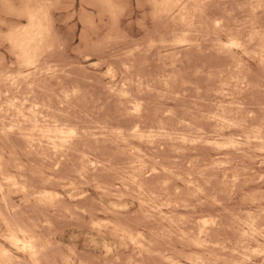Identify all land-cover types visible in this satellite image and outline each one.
Segmentation results:
<instances>
[{
	"label": "bare ground",
	"instance_id": "6f19581e",
	"mask_svg": "<svg viewBox=\"0 0 264 264\" xmlns=\"http://www.w3.org/2000/svg\"><path fill=\"white\" fill-rule=\"evenodd\" d=\"M209 0H150V2H151V4H156V5H159V7H157V8H154L155 9V11H156V13H157V15H158V17H161L162 19L164 18L165 20H166V18L165 17H171L172 15H176V21L178 20V22H180L181 23V26H183V27H192L194 24H195V19H196V17L198 18L199 17V19H201V16H204V14H205V11H206V7H209L210 6V3L209 2H213V1H209ZM226 1V0H225ZM9 2H10V0H9ZM7 0H0V5H1V7L2 8H4V9H6V10H8V11H11V12H13V14H15L16 15V17L18 18V24L16 25V26H14V27H12L11 28V26H10V29H9V31L2 37V40L4 41V43H6V45L8 46V52H9V54H10V61H9V63H6V61H5V63H2V61H0V247H5V248H7V250L8 251H10L12 254H13V256L16 258V264H91V263H89V262H86V261H82L83 260V258H82V260H81V257L80 258H78V256H76V255H79V253L81 252H78V254H77V252L75 253V249L74 248H72L71 246H69V247H71L72 249H73V251H74V253H69L70 255H66V256H63V255H60V254H58V256L57 257H51L50 255H52L53 253H54V251H53V249L54 248H52V243L50 244L49 243V241L48 240H46V237H47V235H48V233L47 234H45V232L46 231H49L50 229L52 230H54V233H55V230L57 229V228H50V225H52L53 227L55 226V224L57 223H55L54 225H53V223L56 221V219H55V221L52 223V224H50V220H52L53 221V219H48V218H50V215H48L49 213H52V215H53V213L54 214H58V216L59 217H61L60 215H59V212H60V210H61V208H62V205L64 204V203H66V202H73L74 203V205H73V207L74 206H76L77 207V209H78V206L80 207L79 208V210H81L80 211V217L84 220V222H86V224H87V226H86V229H85V231L88 233V234H90L91 236H92V240L93 241H102V242H106V241H108L110 238H112L113 240H115V241H121V244L123 243L124 245H125V247H131L133 250H136L137 251V258H138V255H142V254H144V253H147V254H152V256L155 254L158 258H160L161 260H165L166 261V263L167 264H219V258H215V259H212V260H209L208 258L210 257V256H212V258H213V256L214 255H210L209 257H207L206 258V254H208L210 251L212 252L213 250H216V248L215 249H213V250H211V247H213V246H215V241L214 242H212L211 240L212 239H210L211 237H210V234L212 233V232H214V231H211L217 224L216 223H218L219 221H218V219L216 220L215 218H214V220H216V221H218V222H213V221H210V220H212L213 218H210L209 219V221H207V219L208 218H205L206 219V221H204V220H202V218L200 219V220H202V224L201 225H199L198 223V225L195 223V220H197L196 218L194 219V217L193 216H191V217H193V219L194 220H190V219H186V217H183V218H185V220H183L182 222L183 223H181L180 222V216L179 215H177V214H180V212L178 213V211L179 210H181V208L184 210V209H187V211H185L187 214L189 213H194L193 211L194 210H189V208H192V205H194V204H192V201H191V205L188 203V202H186V200L188 199H186V200H180L181 198V196H182V190H181V193H179V194H181V196L179 195V194H177V196L179 197V199H176V198H178V197H176L175 199L177 200H173L172 201V198H173V196L171 197V196H169V197H171V199H169V197L167 198V195H174V194H172L171 193V191L169 190V188H168V184H167V180H164L165 182H163V184L161 185V182H162V180H161V182L159 183L161 186H162V189H161V191L162 190H169V191H167L166 193H168V192H170V194H165V193H161L160 192V194L159 195H157V194H155V193H153V191H152V193H148V192H150V191H146L145 190V186H144V183H146L147 184V182H145V181H150V180H152L153 181V179L155 180L156 178H160L159 176L160 175H162L164 172V174L166 175V174H169V176L170 175H173L174 177H181L182 175L181 174H179L178 173V171H176L175 170V167L173 168H170L168 165H169V163L166 165V166H168L169 168H166V166H164L163 164H161V162H162V160H161V162L160 163H158V165L157 166H154L155 165V162H154V165H152L151 167H148V166H146L145 165V163H147V161H145L144 159H142V157H144L145 155V153H148V152H146V151H148V150H150V151H154V154H155V152H156V155H155V160L157 161V159L158 158H156L157 157V153L158 152H160L161 153V151L162 152H164L165 150V147L163 146V145H165L166 146V143L164 144V142H170V144L171 143H173L172 145H174L175 143H176V146H177V144L178 145H180V144H186V143H191V144H195L196 142H206V143H209V144H212L213 146H217V147H219L220 149H218L217 150V152L216 151H214V152H216V156H222V158H224V157H228V155H229V153H235L236 154V152H239V153H246V151H248V150H251V148L252 147H258V150L260 151V153L262 152V153H264V132L261 130V128H262V126L264 125V122H263V125L261 126V128L260 127H258V126H256V125H258L256 122L258 121V120H262V121H264V118L262 117V118H260V119H258V117L259 116H261V114H262V112L264 113V110L261 108V105H262V103L261 102H259L260 103V105H258L259 103H257L256 101H255V104H257L256 106L259 108H261L262 109V112H261V110L259 109V111L261 112V114L260 115H258V114H255V117H253V118H256V115H257V121L255 122V119H254V123H256V125L255 124H252L253 123V120H252V117L251 118H242V119H239V117H238V115H237V118H235V116H236V114L234 115V117H233V115H232V117H233V120L231 119H226V118H229V115H228V117H226L225 115L223 116V114L222 115H220V113H214L213 115L212 114H210L211 116L210 117H208L207 119L209 120V121H211L212 123H214L216 126H218L220 129L218 130V131H215V132H213V134H214V137L212 136L211 137V135H209V134H207V133H205L204 131L203 132H197L195 135H188V130H191L192 131V129H196V128H192L191 127V123H189L185 118H180L182 115H184L185 113V111L183 112L184 114H180L179 112V114L181 115V116H179V114H177V113H175V114H177V115H175L174 116V110H172L173 112H171V111H169V110H166V108H164V109H161V110H163L162 112L159 110V112H157V113H160V115H159V117H158V120L156 121L155 119H154V121H156V123H154V121H150L151 123H146L144 120H146V119H143V113H144V111H143V109L145 108V107H147L148 106V104H144L143 102H142V96H140V95H143V93H142V91L144 90V86H146V87H151V86H149V84H148V79L147 78H145V76H146V74L147 73H151V72H145V73H143L142 74V70H141V74H138L139 73V71L137 70V68L139 67V66H136L137 65V62H136V65L135 64H133V62L135 63V60H138L137 58L135 59V57H137L136 55L137 54H134V53H136V52H134L133 54H129V55H127L126 56V61L124 60L123 62H121L122 64H120V66L119 67H122V69L120 70L119 69V71H117V69L116 70H114V68H109V66L107 67V68H109V69H107L106 71H105V73L107 72V76L106 77H108V83H107V85H108V87H106L107 88V90L109 91V93L112 95V97H113V95H115V96H117L118 98H119V102H120V104H118V110L120 111L122 108L124 109H122L121 110V113H123L124 112V114L123 115H121V118L122 119H119V120H117V122L116 123H113V122H107V121H105L104 123H100V122H98V121H96V120H93V119H95V118H91V119H87V116H85V114H84V116L85 117H80V116H82V115H78V116H75L74 115V112L76 111H73L72 110V104L75 102V99H77V97H78V95L80 94V89L79 88H74V87H72V86H69V85H66L65 83H63V82H59V83H55L54 82V84L55 85H53V86H51L50 87V85H52L53 84V80H52V78H57L56 80H58L59 81V79H58V75L56 76V75H53V73L57 70V67H56V70H55V66H52L51 65V63H50V65H49V61L51 60L50 58H51V56H52V54L54 53L53 52V50H52V48H53V43H52V41H54V40H52L53 38H52V35L54 34V29H52V27H53V21H52V17H51V13H50V8H52V7H49V6H52V5H48V3H46V2H48V1H44V2H42V1H37V0H19V8L17 7H14L13 8V5L12 4H10ZM102 3L104 2V3H106V1H101ZM215 2H217V0L215 1ZM219 2V1H218ZM251 2V1H250ZM254 2V1H253ZM256 2V1H255ZM258 2V1H257ZM206 3H207V5L208 6H206ZM242 3V2H241ZM240 3V5H243L244 4V2H243V4H241ZM113 4V3H112ZM253 5V4H251V3H248V7L250 6V5ZM103 5V4H102ZM256 5H258V7H262V6H264V1L262 2V3H256ZM216 6V5H215ZM235 6V8H236V6H238L239 7V5H238V3H237V5H234ZM247 6V5H246ZM246 6H242L241 8H247ZM237 7V8H238ZM254 9L256 10V9H258V11H259V8L258 7H256L255 6V4H254ZM16 8V9H15ZM104 8H106V7H104ZM211 8V7H210ZM209 8V9H210ZM227 8V7H226ZM234 8V9H235ZM240 8V7H239ZM253 8V7H252ZM208 9V10H209ZM263 9V8H262ZM107 10H108V8H107ZM218 10V9H217ZM246 10V9H245ZM7 11V12H8ZM112 11V10H111ZM225 10H223L222 12H224ZM240 11H242V10H240ZM253 11V10H252ZM257 11V10H256ZM257 11V12H258ZM261 11V10H260ZM264 11V10H263ZM7 12H5V13H7ZM208 12V11H207ZM211 12V11H210ZM220 12V11H219ZM221 12V13H222ZM235 12H237L238 13V11H235ZM235 12H233V13H235ZM245 12V11H244ZM250 12V13H249ZM10 13V12H9ZM111 13V12H110ZM248 13L249 14H251V11L249 10L248 11ZM12 14V15H13ZM217 14V13H216ZM255 14H257V13H255ZM260 14V13H259ZM7 15H9L8 13H7ZM11 15V14H10ZM206 15V14H205ZM221 15V14H220ZM224 15V14H223ZM223 15H222V19H221V16H220V18L218 17L219 16V14H218V18H213L212 16H211V21H210V18H208L209 19V21H210V23L212 24L211 25V27L214 29V35H211V32H213V31H208L209 32V34L208 35H210V37L208 38V39H204V41H207V43H208V41L210 42V44H211V46H212V41L214 42L215 40H217L218 42H220V44L222 43V40L224 39V38H226L227 39V37L228 38H230L229 39V41H228V43H226V44H223V45H225L224 46V50H226L225 52H232V51H237V52H242V53H248V51H251L250 53H252L253 55H251V56H253V57H251V60H252V58H254V60L256 59L257 60V62L258 63H260V64H262V66L261 67H263V65H264V31H263V29H264V27L262 28L261 26H260V19L258 20L259 21V23H258V21L257 20H253V18H252V23H247V25L246 24H244V23H242L241 21H240V24L238 23V25H236V27H235V29L238 31V35H233L234 33H233V31L232 30H230L229 29V25H230V22H227V23H229V25L227 26L226 25V22L223 20ZM260 15H262V13L260 14ZM260 15H258V17L260 18L261 16ZM234 16V15H233ZM241 16V15H240ZM247 16H249V15H247ZM251 16V15H250ZM263 16L264 15H262V17L261 18H263ZM204 17H209L208 15H206V16H204ZM215 17V16H214ZM232 17V16H231ZM235 17V16H234ZM253 17V16H252ZM257 17V16H256ZM258 17H257V19H258ZM171 18H173L174 19V17H171ZM171 18H168V20L169 19H171ZM248 18H250V17H248ZM16 19V18H15ZM203 19V18H202ZM201 19V20H202ZM207 19V18H206ZM213 19V20H212ZM237 18H235V20H236ZM244 18H242L241 20H243ZM204 20V19H203ZM233 20V19H232ZM238 20V19H237ZM247 20V19H246ZM262 20V19H261ZM3 21V20H2ZM1 21V22H2ZM167 21V20H166ZM197 21H198V19H197ZM200 21V20H199ZM23 22V23H22ZM170 22H172V20H170ZM174 22V21H173ZM203 22V21H202ZM202 22H200V23H202ZM205 22L206 21H204V23H202V24H200V25H203V24H205ZM263 22V21H262ZM167 23H168V21H167ZM199 23V22H198ZM233 23L235 24V21H233ZM2 24V23H1ZM3 24H4V22H3ZM161 24V23H160ZM173 24V23H172ZM178 24V23H177ZM207 24V23H206ZM233 24V25H234ZM262 25H264V22L263 23H261ZM15 25V24H14ZM179 25V24H178ZM199 25V24H198ZM168 26V25H167ZM174 26H175V24H174ZM196 25H194V27H195ZM206 26H208V24L206 25ZM112 27V26H111ZM158 27V26H157ZM177 27V26H176ZM183 27H181L182 29H183ZM199 27V26H198ZM189 28H187V29H189ZM200 28V27H199ZM201 28H204V26L202 27L201 26ZM200 28V29H201ZM233 28H234V26H233ZM194 29V28H193ZM192 28L190 29V30H193ZM195 29H196V27H195ZM195 29L193 30V31H195ZM205 29H207V30H209L210 29V26H209V29L208 28H206L205 27ZM174 30V29H173ZM199 30V29H198ZM197 30V31H198ZM112 31H113V29H112ZM156 31V30H155ZM162 31V30H161ZM180 31V30H179ZM182 31H185V30H182ZM182 31H180V32H182ZM9 32H14L15 33V35L13 36V38H12V42L10 43L9 41H8V39H7V34L9 33ZM149 32V31H148ZM177 32V31H176ZM185 32H187V31H185ZM190 32V31H189ZM229 32H231V33H233V34H231V35H229L228 33ZM113 33H115V31H113ZM179 33V32H178ZM177 33V34H178ZM190 33H192V32H190ZM189 33V34H190ZM194 33V32H193ZM205 33H207L206 32V30H205ZM222 33L224 34V36H222ZM3 33H1V35H2ZM56 34V33H55ZM54 34V35H55ZM176 34V33H175ZM181 34V33H180ZM179 34V35H180ZM195 34V33H194ZM198 34V33H197ZM199 34H204L203 33V31H202V33H201V31H199ZM198 34V36H196V35H194V37L196 36L197 38L200 36ZM108 35V34H107ZM118 35V34H117ZM147 35V34H146ZM145 35V36H146ZM205 35V34H204ZM203 35V38L205 37ZM109 36H111L112 37V35H109ZM108 36V37H109ZM168 36V35H167ZM190 36V35H189ZM188 36V37H189ZM212 36H214L215 37V39L212 37ZM233 36V37H232ZM235 36V37H234ZM119 37V36H118ZM117 37V38H118ZM148 37V36H147ZM153 37V36H152ZM155 37V36H154ZM187 37V38H188ZM211 37L214 39H211ZM55 38V37H54ZM107 39V38H106ZM112 39H114L113 37H112ZM149 39H150V35H149ZM174 39V38H173ZM191 39H193V36H191ZM196 39V38H195ZM195 39H193V40H195ZM210 39V40H209ZM2 40H1V37H0V41L2 42ZM119 40V39H118ZM117 40V41H118ZM131 40V39H130ZM155 40V39H154ZM185 40V39H184ZM187 40V39H186ZM190 40V39H189ZM200 40H201V42L203 41L201 38H200ZM212 40V41H211ZM58 41V40H57ZM56 41V43H58ZM111 41H113V40H110L109 42H111ZM127 41V40H126ZM161 41H164V40H161ZM160 41V42H161ZM165 41H167L166 39H165ZM168 41H171V40H168ZM177 41V40H176ZM181 41V40H180ZM108 42V41H107ZM124 42V41H123ZM138 42V41H137ZM189 42V41H188ZM193 42V41H192ZM233 42H236V43H238L239 45H240V47L239 48H235V47H230V45L233 43ZM55 43V44H56ZM113 43V42H112ZM142 43V42H141ZM157 43H159V40H158V42ZM59 44V43H58ZM114 44V43H113ZM115 44H116V42H115ZM121 44V43H120ZM164 44H166V42L164 43ZM163 44V45H164ZM168 44H170V42L168 43ZM183 44V43H182ZM203 44V42L201 43V45ZM209 44V45H210ZM214 44H216V43H214ZM57 45V44H56ZM55 45V46H56ZM94 45V44H93ZM99 45V44H98ZM97 45V46H98ZM101 45V44H100ZM104 45V44H103ZM130 45V44H129ZM145 45V43L143 44V46ZM150 45V44H149ZM54 46V47H55ZM114 47H115V45H113ZM117 46V45H116ZM139 46H140V44H139ZM138 46V47H139ZM160 46H161V44H160ZM165 46V45H164ZM164 46H163V49H165L166 47V50L167 49H170L171 47H168V46H166L165 48H164ZM171 46V45H170ZM172 46H174V45H172ZM192 46V45H191ZM213 46H215V45H213ZM219 47L220 48V46L219 45H216L215 46V48L216 47ZM2 46H0V48H1ZM58 47V46H57ZM56 47V48H57ZM61 47V46H60ZM91 47V46H90ZM99 47V46H98ZM104 47V46H103ZM135 47V46H134ZM151 47H152V44H151ZM150 46L148 47V48H151ZM177 47H179V46H177ZM190 47V46H189ZM198 47H199V44H198ZM210 47V46H209ZM94 48V47H93ZM97 47H95V50L97 51V52H95V53H91L90 54V52H89V54L87 55V56H85V58H96V59H98V60H101V59H103V61H105V60H110V57L109 56H107V59H105L104 58V56H103V54L100 52V53H98L99 52V49L97 48ZM112 48V47H111ZM188 48V47H187ZM191 48H193V46L191 47ZM203 48V47H202ZM207 48V47H206ZM213 48V47H212ZM55 49V48H54ZM58 49V48H57ZM88 49L90 50V48L88 47ZM113 49V48H112ZM140 49V48H139ZM142 49V48H141ZM189 49V48H188ZM187 49V50H188ZM208 49V48H207ZM209 49H211V48H209ZM56 50V49H55ZM88 50V51H89ZM94 50V51H95ZM131 50V49H130ZM145 50H149V49H145L144 48V52H145ZM204 50V49H203ZM224 50H222V52L224 51ZM6 51V50H5ZM82 51V50H81ZM106 51V50H105ZM118 51V50H117ZM126 51H128V50H126ZM133 51V50H132ZM140 51V50H139ZM142 51H143V49H142ZM184 51H186V48H185V50ZM189 51V50H188ZM63 52V51H62ZM86 52V51H85ZM147 52H149V51H146V53ZM157 52H158V50H157ZM178 52H180V50H178ZM217 52V51H216ZM221 52V51H220ZM24 53H28V54H30L32 57H34L35 58V62H34V66H32V67H28L27 65H25L24 63H23V61L22 60H18L17 59V55L19 54V55H23ZM56 53H58L57 51H56ZM88 53V52H87ZM130 53H131V51H130ZM143 53V52H142ZM151 53V52H150ZM166 53H168V52H166ZM191 53V52H190ZM193 53V52H192ZM195 54H196V52H194ZM234 53V52H233ZM80 54V53H79ZM100 54H102V56H100ZM117 54V53H116ZM119 54V53H118ZM172 54V53H171ZM178 54V53H177ZM176 54V55H177ZM181 54V53H180ZM221 54H223V53H221ZM231 54V53H230ZM249 54V53H248ZM3 58H4V55H2V54H0ZM56 55H58V54H56ZM60 55V54H59ZM82 55H83V53H82ZM107 55V54H106ZM112 55V54H111ZM139 55V54H138ZM141 55V54H140ZM174 56H176L175 54H173ZM197 55V54H196ZM229 55V54H228ZM232 55V54H231ZM230 55V56H231ZM237 55V54H236ZM81 56V55H80ZM144 56V55H143ZM166 56H168V55H166ZM224 56V55H223ZM237 56H240L239 54L237 55ZM237 56H234L233 55V59L234 60H238V59H235L234 57H237ZM61 57H62V55H61ZM101 57V58H100ZM103 57V58H102ZM122 58V56H119V58ZM139 57V56H138ZM198 57V56H197ZM232 57V56H231ZM242 58H243V56H241ZM115 58H116V60L118 59L117 58V56H113L112 55V59H114L115 60ZM161 58H163V57H161ZM171 58V57H170ZM181 58V56L179 57V59ZM187 58V57H186ZM226 58V57H225ZM228 58V57H227ZM230 58V57H229ZM238 58V57H237ZM241 58V59H242ZM249 58V57H248ZM69 59V58H68ZM82 59V58H81ZM105 59V60H104ZM112 59L110 60V62H111V64H112V66H113V63H112ZM140 59H142V56L140 57ZM146 59V58H145ZM199 59V58H198ZM203 59V58H202ZM213 59V58H212ZM240 59V58H239ZM240 59V60H241ZM250 59V58H249ZM55 60H56V58H53V61H54V63H52V64H55L56 65V63H55ZM58 60V59H57ZM56 60V61H57ZM89 60V59H88ZM108 60V61H109ZM113 60V61H114ZM123 60V59H122ZM121 60V61H122ZM147 60V59H146ZM145 60V61H146ZM175 60V59H174ZM228 60V59H227ZM53 61H51V62H53ZM59 61H61V60H59ZM70 61V60H69ZM133 61V62H132ZM197 61V60H196ZM245 61H247L248 62V60L246 59ZM74 62V61H73ZM76 62V61H75ZM142 61H140V63H141ZM177 62V61H176ZM198 62V61H197ZM239 62V61H238ZM77 63H78V61H77ZM99 63V62H98ZM109 63V62H108ZM107 63V64H108ZM139 63V64H140ZM144 63V62H143ZM149 63V65H150V62H148ZM173 63V62H172ZM237 63V62H236ZM62 64V63H61ZM79 64V63H78ZM95 64V63H94ZM103 64V63H102ZM102 64H100L99 63V65L100 66H102ZM195 64V63H194ZM227 65H228V63H226ZM242 64H245V63H242ZM257 64V63H256ZM191 65V64H190ZM206 65V64H205ZM204 65V66H205ZM224 65V64H223ZM223 65H221V67L223 66ZM234 65H236V64H234V62H233V65L231 64V67L233 66L234 67ZM71 66V65H70ZM73 66H75L74 64H73ZM72 66V67H73ZM79 66H80V64H79ZM98 67V64H97V67H98V69L100 68H102V67ZM104 66V65H103ZM137 68H136V67ZM145 66V65H144ZM143 66V67H144ZM151 66H152V64H151ZM156 66H158V65H156ZM160 66V65H159ZM158 66V67H159ZM229 66H230V64H229ZM67 67V66H66ZM76 67V66H75ZM91 67V66H90ZM118 67V68H119ZM141 67V66H140ZM212 67V66H211ZM228 67V66H227ZM244 66H242V68H243ZM85 67L83 66V69H81V70H85L84 69ZM117 68V67H116ZM161 68V67H160ZM171 68H173V67H171ZM199 68V67H198ZM202 68V67H201ZM200 68V69H201ZM224 68V67H223ZM221 69V71L222 72H224V74L223 75H225V72H226V70H224V69ZM239 68H241V67H239ZM248 68H249V66H248ZM259 68V67H258ZM257 68V69H258ZM65 68H63V70H64ZM71 69V68H70ZM95 69V68H94ZM145 69V68H144ZM147 69H148V67H147ZM155 69L156 68H154V71H155ZM159 69V68H158ZM178 69V68H177ZM180 69V68H179ZM178 69V70H179ZM184 69V68H183ZM199 69V70H200ZM204 69V68H203ZM203 69H202V71H203ZM209 69H211V68H209ZM209 69H208V71H209ZM218 69V68H217ZM229 69V68H228ZM228 69H227V71H228ZM233 69V68H232ZM235 69V68H234ZM262 69V68H261ZM66 70V69H65ZM73 70V69H72ZM150 70V69H149ZM159 70H161V69H159ZM163 70V69H162ZM212 70H213V67H212ZM211 70V71H212ZM224 70V71H223ZM237 70V69H236ZM239 70H241V69H239ZM245 70V69H244ZM259 70H260V68H259ZM263 70V69H262ZM262 70H260V71H262ZM71 71V70H70ZM75 71V70H74ZM78 71V70H77ZM137 71H138V73H137ZM172 71V70H171ZM214 71V70H213ZM218 71H219V69H218ZM221 71H219V72H221ZM230 71H233V70H230L229 69V72ZM260 71H259V73H260ZM65 72V71H64ZM204 72H205V70H204ZM203 72V73H204ZM221 72V73H222ZM234 72H236V71H234ZM238 72V71H237ZM243 72H246V71H243ZM69 73V72H68ZM71 73V72H70ZM165 73V72H164ZM169 73H171V72H169ZM184 73V72H183ZM182 73V74H183ZM214 73V72H213ZM212 73V74H213ZM216 73V72H215ZM214 73V74H215ZM218 73V72H217ZM221 73H218L217 74V78H218V75L219 74H221ZM231 73V72H230ZM73 74V73H72ZM84 74V73H83ZM95 74V73H94ZM98 74V73H97ZM144 74H145V76H144ZM154 74V73H153ZM165 74H167V73H165ZM173 74V72L170 74L171 76H173L172 75ZM176 74V73H175ZM187 74V73H186ZM186 74H185V76H186ZM227 74V76L229 75V73H226ZM232 74H233V72H232ZM231 74V75H232ZM242 75H243V73H241ZM247 74H248V72H247ZM246 73H245V76L247 75ZM258 74V73H257ZM61 75V74H60ZM102 75V74H101ZM104 75H106V74H104ZM193 74H191V76H192ZM211 75V74H210ZM210 75H207V77L208 76H210ZM230 75V76H231ZM236 75H237V73H236ZM256 75V74H255ZM56 76V77H55ZM69 76V75H68ZM74 76V75H73ZM78 76V75H77ZM95 76H97V75H95ZM168 77V75H163V77ZM175 76L176 75H174L173 77H174V79H175ZM214 76V75H213ZM61 76H59V78H60ZM65 77V76H64ZM64 77H62V78H64ZM81 78L83 77V76H80ZM98 77V76H97ZM160 76L158 75L157 76V78H155L154 80H155V82H157L158 80H161V78L160 79H158ZM161 77H162V75H161ZM173 77L171 78V80L169 81L170 82V85H173V84H171V82L173 81L172 79H173ZM206 76H204V78H205ZM216 77V76H215ZM215 77H213V78H215ZM221 77V76H220ZM225 77V76H224ZM224 77H222V78H224ZM231 77H233V76H231ZM230 77V78H231ZM259 77V76H258ZM51 78V80H50V82L52 83H49V86L48 85H46L45 86V82L47 81H49V79ZM69 78V77H68ZM77 78V77H76ZM83 78H86V77H83ZM149 78H151V77H149ZM168 78H170V77H168ZM176 78H177V76H176ZM208 78H212V77H208ZM212 78V79H213ZM216 78V79H217ZM221 78V79H222ZM246 78V77H245ZM249 77L247 76V78L246 79H248ZM48 79V80H47ZM66 79V78H65ZM71 79V78H70ZM88 78H86L85 80H87ZM101 79V78H100ZM153 79V78H152ZM151 79V80H152ZM156 79H158L157 81H156ZM179 79V78H178ZM177 79V80H178ZM206 79V78H205ZM233 79H235V77H233L232 78V80ZM166 80V79H165ZM223 80V82H224V79H222ZM226 80V79H225ZM249 81L251 80V79H248ZM258 80V79H257ZM62 81H65V80H62ZM66 81L68 82L69 80H67L66 79ZM71 81V80H70ZM90 81V80H89ZM101 81V80H100ZM168 81V80H167ZM174 81H176V80H174ZM174 81H173V83H174ZM191 82H192V80H190ZM217 81V83H220L219 81H218V79L216 80ZM227 81V80H226ZM249 81H246V80H244V78H241L240 77V79H236L234 82H232L231 84L233 85V87L235 86V87H237V90H239L238 92L240 93L241 91L240 90H246L245 88L248 86L249 87V85L248 84H254V82H250V83H247V82H249ZM261 81V80H260ZM154 82V81H153ZM159 82V81H158ZM157 82V83H158ZM161 82L164 84V82L161 80ZM166 82V81H165ZM177 82V81H176ZM199 82V81H198ZM198 82H197V84H198ZM204 82V81H203ZM210 82L212 83L213 81H211V79H210ZM222 82V81H221ZM259 82V81H258ZM72 83V82H71ZM88 83V82H87ZM93 83V82H92ZM101 83V82H100ZM149 83H152L151 81H149ZM160 83V82H159ZM162 83H161V85H162ZM216 83V82H215ZM260 83V82H259ZM70 84V83H69ZM75 84H77V82L75 83V81H74V85ZM89 84V83H88ZM95 84V83H94ZM229 84H230V82H229ZM252 84V85H253ZM71 85H73V84H71ZM85 85H86V83H85ZM92 85V84H91ZM104 85V84H103ZM106 85V86H107ZM169 85V84H168ZM201 85V84H200ZM203 85V84H202ZM216 85V84H215ZM77 86H78V84H77ZM154 86V85H153ZM152 86V87H153ZM163 86V85H162ZM217 86H218V84H217ZM216 86V87H217ZM220 86H222V85H220ZM227 86V85H226ZM230 86V89H232L231 88V85H229ZM251 86V85H250ZM254 86V85H253ZM256 86V85H255ZM79 87V86H78ZM84 88H85V86H83ZM90 87V86H89ZM96 87V86H95ZM151 87V88H152ZM159 87H160V85H159ZM172 87V86H171ZM179 87H180V85H179ZM210 87V86H209ZM213 87H215L214 85H213ZM216 87L215 88H213V89H215V91H216ZM223 87V86H222ZM257 87H259L258 85H257ZM257 87H255V88H257ZM261 87V86H260ZM91 88V87H90ZM89 88V89H90ZM186 88V87H185ZM220 88V87H219ZM224 88V87H223ZM87 89V88H86ZM138 90L139 91V93H140V95L138 94V96L135 94V91L133 92V90ZM170 89V88H169ZM212 89V88H211ZM217 89H218V87H217ZM253 89V88H252ZM259 89H261V88H259ZM150 90V89H149ZM154 90V89H153ZM165 92L166 93H169L168 92V90L166 89V86H165ZM209 90V89H208ZM220 89H218L217 91H219ZM227 90V89H226ZM235 90H236V88H235ZM236 90V91H237ZM248 90H250V87H249V89H247V91ZM256 90V89H255ZM88 91V90H87ZM92 91H94V90H92ZM152 91V90H151ZM163 91V90H162ZM189 91V90H188ZM216 91V92H217ZM228 91H230V90H228ZM232 91H233V89H232ZM96 92V91H95ZM107 92V91H106ZM161 92V91H160ZM173 93L174 92V94H175V91H170V93ZM205 92V91H204ZM245 91H243V93H244ZM251 92V91H250ZM253 92H255V91H253ZM260 92H261V90H260ZM260 92H257V94L259 93L260 94ZM90 93H92V92H90ZM212 93V92H211ZM218 93V92H217ZM220 93V92H219ZM231 93H233V92H231ZM93 94V93H92ZM95 94V93H94ZM98 94V93H97ZM108 94V93H107ZM135 94V95H134ZM161 94H162V92H161ZM234 94L235 95H237V93H233V96H234ZM251 94V93H250ZM100 95V94H99ZM103 95V94H102ZM145 95V94H144ZM176 95V94H175ZM179 95H180V93H179ZM212 95H213V93H212ZM216 95V94H215ZM215 95H213V96H215ZM224 95V94H223ZM227 95V94H226ZM225 95V96H226ZM230 95H232V94H230ZM240 95H242V94H240ZM239 95V96H240ZM244 95L246 96V94L244 93ZM253 95H254V93H253ZM114 96V97H115ZM165 96V95H164ZM192 96V95H191ZM212 96V97H213ZM225 96H224V98H225ZM256 97H257V95H255ZM259 96V95H258ZM99 97V96H98ZM142 99H141V98ZM174 97V96H173ZM190 97V96H189ZM188 97V98H189ZM218 97V96H217ZM237 96H234L233 97V99L234 98H236ZM243 96H241V97H238L239 98V100H240V98H242ZM261 97V96H260ZM82 98V97H81ZM164 98V97H163ZM219 98V100L221 101V100H223V99H220V96L218 97ZM223 98V97H222ZM248 99H249V96L247 97ZM253 98V97H252ZM92 99V98H91ZM99 99V98H98ZM167 99V98H166ZM170 99V98H169ZM175 99V98H174ZM177 99V98H176ZM187 99V98H186ZM202 99H204V98H202ZM227 99V98H226ZM243 99V98H242ZM255 100L256 99H258V98H254ZM106 100V99H105ZM151 100L152 101H154L152 98H151ZM181 100V99H180ZM215 100V99H214ZM217 100V99H216ZM227 100H230V99H227ZM244 100H245V98H244ZM264 100V99H263ZM83 102H84V100H82ZM98 101V100H97ZM101 101V100H100ZM147 101V100H146ZM149 101V100H148ZM166 101H168V100H166ZM166 101H165V103H166ZM170 101H171V99H170ZM173 101H175V100H173ZM172 101V102H173ZM182 101V100H181ZM197 101V100H196ZM209 101V100H208ZM212 101V100H211ZM238 100H236L235 102H237ZM248 101V100H247ZM250 101H251V99H250ZM258 101V100H257ZM88 102V101H87ZM86 102V103H87ZM102 102V101H101ZM114 102H116V99L114 100ZM145 102V101H144ZM151 102V101H150ZM163 102V101H162ZM191 102V101H190ZM210 102V101H209ZM213 102H215V101H213ZM224 102V101H223ZM223 102H222V104H223ZM232 102H233V100H232ZM239 102V101H238ZM246 102V100L243 102V104ZM96 103V102H95ZM94 103V104H95ZM103 103H104V101H103ZM103 103H102V105H103ZM148 103V102H147ZM153 103V102H152ZM160 103V102H159ZM164 103V104H165ZM200 103V102H199ZM199 103H197V104H199ZM219 103V102H218ZM226 103V102H225ZM228 103H230L229 101H228ZM263 103H264V101H263ZM78 104V103H77ZM76 104V105H77ZM88 104H89V102H88ZM115 104V103H114ZM163 104V103H162ZM188 104V103H187ZM213 104V103H212ZM214 104H216V103H214ZM220 104V103H219ZM218 104V105H219ZM233 104H236V103H232V105ZM248 104V106H253L254 107V105H249V103H247ZM251 104V103H250ZM252 104H253V102H252ZM75 105V106H76ZM105 105H106V103H105ZM119 105H120V107H119ZM144 105H147V106H144ZM161 105V104H160ZM189 105V104H188ZM201 105V104H200ZM199 105V106H200ZM217 105V106H218ZM238 105H241V104H239L238 103ZM245 105L246 104H244V107H245ZM85 106H86V104H85ZM89 106V105H88ZM96 106V105H95ZM104 106V105H103ZM175 106V105H174ZM178 106V105H177ZM183 106H185V105H183ZM190 106V105H189ZM208 106H209V104H208ZM214 106V105H213ZM223 106V105H222ZM234 106V105H233ZM236 106V105H235ZM241 106H243V105H241ZM263 106H264V104H263ZM83 107V106H82ZM107 107H109V106H107ZM116 107V106H115ZM200 107H203V106H200ZM199 107V108H200ZM205 107V106H204ZM207 107V106H206ZM205 107V108H206ZM228 107V106H227ZM252 107V108H253ZM73 108H75V107H73ZM77 108V107H76ZM95 108V107H94ZM100 108V107H99ZM152 108V107H151ZM181 108V107H180ZM188 108V107H187ZM198 108V109H199ZM219 108H221V110H219V112H221L222 111V109H223V107H219ZM246 108V107H245ZM250 108V107H249ZM255 108V107H254ZM116 109H117V107H116ZM153 109H155V108H153ZM170 109H174V108H170ZM177 109V108H176ZM203 109V108H202ZM209 109V108H208ZM215 109V108H214ZM227 109V108H226ZM232 109V108H231ZM234 109H235V107H234ZM238 109H240V108H237V110ZM242 109V108H241ZM240 109V112L242 111L243 112V110H244V108H243V110H241ZM247 109H248V107H247ZM246 109V111H250V109L249 110H247ZM84 110V109H83ZM146 110H148V108L146 109ZM186 110V109H185ZM199 110H201V109H199ZM198 110V111H199ZM216 110V109H215ZM228 110V109H227ZM227 110H226V112H227ZM229 110H230V108H229ZM233 111L234 113L235 112H238V111ZM257 109H255L254 111H256ZM87 111V110H86ZM96 111V110H95ZM123 111V112H122ZM142 111H143V113H142ZM177 111H178V109H177ZM176 111V112H177ZM182 111V110H181ZM209 111V110H208ZM230 111H232V110H230ZM229 111V112H230ZM245 111V110H244ZM245 111V112H246ZM253 111V110H252ZM252 111H250L249 113L251 114V112ZM258 110L256 111V112H259ZM80 112H82L81 110H80ZM108 112V111H107ZM147 112V111H146ZM149 112H150V110H149ZM210 113H211V110L209 111ZM224 112V111H223ZM244 112V113H245ZM256 112H253V113H256ZM109 113V112H108ZM120 113V114H121ZM148 113V112H147ZM197 113V112H196ZM195 113V114H196ZM239 113V112H238ZM237 113V114H238ZM145 115H146V113H144ZM198 114V113H197ZM227 114H229V113H227ZM226 114V115H227ZM232 114V113H231ZM231 114H230V116H231ZM248 113L246 112L245 113V115L244 114H242V115H244L245 117H246V115H247ZM249 114V115H250ZM87 115V114H86ZM97 115H98V113H97ZM110 115H111V113H110ZM148 115V114H147ZM146 115V116H147ZM239 115H241V113H239ZM241 115V116H242ZM263 116H264V114H262ZM99 116V115H98ZM119 116V115H118ZM152 116V115H151ZM151 116H150V114H149V117H150V119H152L151 118ZM179 116V117H178ZM186 116H188V115H186ZM185 116V117H186ZM208 116V115H207ZM243 116V117H244ZM248 116V115H247ZM153 117H154V115H153ZM156 117H157V114H156ZM178 117V118H177ZM182 117H184V116H182ZM200 117H202V116H200ZM199 117V118H200ZM226 117V118H225ZM249 117V116H248ZM112 118V117H111ZM155 118V117H154ZM180 118V119H179ZM188 118H189V116H188ZM203 118V117H202ZM106 119V118H105ZM109 119V118H108ZM149 118H147V120H148ZM149 119V120H150ZM197 119H198V115H197ZM100 120V119H99ZM102 120H104V119H101L100 121L101 122H103ZM108 121H111V120H108ZM203 121V120H202ZM207 121V120H206ZM252 121V122H251ZM261 121V122H262ZM194 122V121H193ZM200 123H201V121H199ZM204 122V121H203ZM260 122V121H259ZM202 124V123H201ZM201 124H200V127H201ZM255 125V126H254ZM203 126V125H202ZM209 126V125H208ZM207 125H206V127H208ZM260 126V125H259ZM194 127H195V125H194ZM198 128V127H197ZM210 128V127H209ZM224 128L226 129V128H228L229 130H231V131H229L230 133H233V132H235L234 134H237V133H240V134H237V136H238V140L237 141H233V139L232 140H229V141H226L225 143H223V145L220 147V146H218V142H216V141H214L215 139V135H216V137H223V135H224V133H223V130H224ZM201 129V128H200ZM264 129V128H263ZM199 130V129H198ZM205 130V129H204ZM227 130V129H226ZM69 131H72V132H75V135L74 136H71V137H69V136H67L66 135V133L67 132H69ZM190 131V132H191ZM194 131V130H193ZM192 131V132H193ZM209 131V130H208ZM227 131V132H228ZM228 132V133H229ZM212 133V132H211ZM192 136V137H191ZM237 136L234 138V139H237ZM225 137V136H224ZM93 139L94 141H100V140H112V142L114 141V142H116L117 144L116 145H118L119 147H120V149L122 148L123 149V154L125 155V157L126 158H124V156H122L121 158L123 159V161H124V159L126 160L125 162L126 163H124V165H122L123 164V162L122 163H119V164H121L119 167H117L116 169H114V174H112V176H111V178H109V179H111L108 183H105V182H101V181H99L98 180V178L96 179V173L99 171V170H101L103 167L105 168L106 167V165H107V163H109L110 162V164L111 165H113L114 164V162H111V161H109L108 162V159L105 161V160H103L104 158H100L99 156L100 155H97L96 153H95V151H99V149L98 150H94V151H92V150H90V148L89 149H87L88 148V146H87V148L85 147V148H81L80 147V145H81V142L83 141V140H86V139ZM227 138V137H226ZM232 138V137H231ZM13 140H15L16 142H19V143H21V144H23L24 145V147L22 148V146H21V148L20 147H16L17 146V144L16 145H14L13 144ZM90 141V140H89ZM92 141V140H91ZM219 141V140H218ZM220 141H224L223 139L222 140H220ZM87 142H88V140H87ZM108 142V141H107ZM83 143H85V141H83ZM90 143V142H89ZM94 144H95V146H96V143L95 142H93ZM99 143V142H98ZM105 142H103V144H104ZM222 143V142H221ZM88 144V143H87ZM94 144H92V146L94 145ZM100 144V143H99ZM106 144V143H105ZM104 144V145H105ZM109 144H111V143H109L108 142V145ZM113 145H114V143H112ZM168 144V143H167ZM200 144H202V143H200ZM204 144V143H203ZM19 145V144H18ZM79 145V146H78ZM107 145V146H108ZM113 145H110V146H113ZM141 145H143V148L145 149V147H146V151H145V153H144V151H143V149H142V147H141ZM145 145V146H144ZM205 145V144H204ZM203 145V146H204ZM94 146V147H95ZM99 145H97V147H98ZM101 146V145H100ZM99 146V147H100ZM106 146V145H105ZM109 146V147H110ZM183 146V145H182ZM191 146H193V145H191ZM209 146V145H208ZM79 147V148H78ZM94 147H92V148H94ZM119 147H117V148H119ZM151 149H150V148ZM172 147V146H171ZM170 147V148H171ZM174 147V146H173ZM183 147H186V146H183ZM194 147V146H193ZM197 146L195 145V147L194 148H196ZM205 147H207V145L205 146ZM91 148V149H92ZM112 148V147H111ZM114 148H116V147H114ZM113 148V149H114ZM149 148V149H148ZM164 148V149H163ZM169 148V147H168ZM176 148V147H175ZM179 148V147H178ZM189 148V146L188 147H186V149H188ZM105 149V148H104ZM113 149L111 150V151H113ZM197 149H198V147H197ZM103 150V149H102ZM109 150V152H110V149H108ZM117 150V149H116ZM164 150V151H163ZM168 149H166V151H167ZM171 150V149H170ZM176 150V149H175ZM178 150V149H177ZM181 150V149H180ZM188 150H190V149H188ZM187 150V151H188ZM195 150V149H194ZM199 150V149H198ZM198 150H196V151H198ZM207 150H208V147H207ZM165 151V152H166ZM179 151V150H178ZM183 151V150H182ZM193 151V150H192ZM209 151L211 152L212 150H210V148H209ZM212 151V152H213ZM119 152V151H118ZM117 152V153H118ZM172 152V151H171ZM170 152V153H171ZM175 152V151H174ZM195 152V151H194ZM202 152V151H201ZM213 152V153H214ZM144 153V154H143ZM153 153V152H152ZM152 153H150L149 155H151ZM173 153V152H172ZM183 154H184V152H182ZM188 153V152H187ZM190 153V152H189ZM196 153V152H195ZM194 153V154H195ZM199 153H200V151H199ZM198 153V154H199ZM251 153V152H250ZM262 153L259 155V156H261L262 155ZM114 154H115V152H114ZM154 154H152V155H154ZM162 154V153H161ZM168 154V153H167ZM176 154H178V152L176 153ZM179 154H180V152H179ZM192 154V153H191ZM197 154V153H196ZM197 154V158H199V156L200 155H198ZM202 154V153H201ZM215 154V153H214ZM230 154V155H231ZM234 154V155H235ZM238 154V153H237ZM249 154V153H248ZM252 154V153H251ZM254 154H256V153H254ZM109 155V154H108ZM148 155V154H147ZM151 155V156H152ZM159 155V154H158ZM163 155V154H162ZM172 155V154H171ZM181 155V154H180ZM185 155V154H184ZM229 155V156H230ZM233 154L231 155V156H234ZM239 155V154H238ZM236 156L237 158L239 157V156H243L244 157V155H246V154H244V155H239V156ZM102 156V155H101ZM111 156H112V154H111ZM119 156H121V154L119 155ZM117 157V158H120V157ZM150 156V157H151ZM175 156V155H174ZM195 156V155H194ZM224 156V157H223ZM230 156V157H231ZM234 156V158H231V159H235L236 157ZM247 156V155H246ZM251 156V155H250ZM250 156H248V157H250ZM253 156V155H252ZM255 156V155H254ZM253 156V157H254ZM104 157H106V156H104ZM149 157V156H148ZM159 157V156H158ZM160 157H161V155H160ZM165 157V156H164ZM177 157H179V155H177ZM191 157V156H190ZM190 157H188V158H190ZM192 157H193V155H192ZM192 157H191V159H192ZM208 157V156H207ZM206 157V158H207ZM248 157H244V159L246 158V160H247V158ZM71 158H73L72 160H76V162L75 163H77V165L76 164H74V165H71L70 167H69V165H70V161H72L71 160ZM154 158V157H153ZM161 158H163V157H161ZM160 158V159H161ZM174 158V157H173ZM180 158V157H179ZM195 158H196V156H195ZM203 158V157H202ZM251 158V157H250ZM33 159H37L40 163H41V167H37V169H34V167L32 166V165H30V163L32 162V160ZM106 159V158H105ZM112 159V158H111ZM143 161H142V160ZM205 159V158H204ZM204 159H202L201 161H204ZM226 159V158H225ZM240 159V157L238 158V161H240L239 160ZM255 159V158H254ZM257 160H259V163H261L262 161L260 160V159H258V158H256ZM110 160V159H109ZM114 160V159H113ZM148 160V159H147ZM170 160H172V159H170ZM182 160V159H181ZM181 160H179V162L181 163L182 162V164H184L186 161L185 160H183V161H181ZM207 160L209 161V157L207 158ZM257 160H256V162H257ZM122 161V160H121ZM149 161V160H148ZM151 161V160H150ZM185 161V162H184ZM197 160H195V164H198L199 166L201 165V164H203V162H201V161H197V162H199V163H197L196 162ZM206 161V160H205ZM208 161H206L207 162V164H208ZM218 161V160H217ZM216 161V162H217ZM234 161V163L236 164H238V161L237 162H235V160H233ZM242 161H243V158H242ZM251 161L253 162V164H252V166L250 165V164H248V166H250V167H248L249 169H250V171H251V169H254V161H253V159H251ZM117 162V161H116ZM151 162H153V160L151 161ZM164 162V161H163ZM167 161L165 160V163H166ZM173 162V161H172ZM179 162L177 163V164H179ZM184 162V163H183ZM191 162V161H190ZM210 162H212V161H209V164H210V166H211V163ZM220 161H218V163H219ZM247 162V161H246ZM249 162V161H248ZM247 162V163H248ZM38 163V162H37ZM40 163L38 164V165H40ZM73 163V162H72ZM171 163V162H170ZM174 163V162H173ZM175 163V164H176ZM188 163V162H187ZM205 163V162H204ZM215 163V162H214ZM222 163L224 164V167L222 166V168L220 167L222 164H221V162H220V168L222 169V173H224L225 174V172H226V170H230L231 171V169H227L226 167H225V164H226V166H227V164H229L230 163V158L229 159H226V160H224V161H222ZM232 163V162H231ZM240 163H242L241 161L239 162V165H240ZM245 163V162H244ZM244 163L242 164V166H247V163H245L246 165H244ZM249 163H251V162H249ZM259 163H257V164H259ZM33 164V163H32ZM109 164V165H110ZM153 164V163H152ZM181 164V165H182ZM189 164V168H192V167H190L192 164H193V161H192V163H188ZM187 164V165H188ZM262 164H264V160H263V163ZM34 165V164H33ZM151 165V164H150ZM149 165V166H150ZM186 165V166H187ZM35 166H37L36 164H35ZM170 166H171V164H170ZM174 166V165H173ZM184 165H182V167H183ZM203 166V165H202ZM206 167L208 166V165H205ZM204 166V168H206ZM215 166V168L214 169H210V167L208 166V168L211 170V171H214L215 169H216V164L214 165ZM232 166V165H231ZM235 166H237V165H235ZM234 166V167H235ZM261 165H259V167H260ZM110 167V166H109ZM115 167V166H114ZM197 167V166H196ZM218 167V166H217ZM229 167V166H228ZM233 166H232V170H234L235 168H234ZM259 167H257V168H259ZM176 168H177V166H176ZM180 169H182L181 167H179ZM179 168H177V169H179ZM185 168V167H184ZM203 168V169H204ZM220 168H217V170H215V172H218L217 174L215 173V175H218L219 173H220ZM238 169H240L239 168V166L237 167ZM106 169V168H105ZM104 169V170H105ZM187 169H188V166L186 167V170L185 171H187ZM193 170H194V168H192ZM199 169V168H198ZM197 169V170H198ZM200 169H201V167H200ZM238 169H237V172H238ZM241 169H242V167H241ZM241 169L239 170V171H241ZM244 169H245V167H244ZM248 169V170H249ZM205 170V169H204ZM206 170H207V174L209 173V172H211V171H209L208 172V169L206 168ZM206 170L204 171V172H206ZM218 170H220V171H218ZM245 170H247V168L245 169ZM247 170V171H248ZM258 170V169H257ZM261 170V169H260ZM259 170V171H260ZM183 172H184V169L182 170ZM181 171V172H182ZM200 171H202V169L200 170ZM199 171V172H200ZM235 171V170H234ZM250 171L248 172V173H250ZM255 171V169L253 170V172ZM262 171V170H261ZM260 171V172H261ZM166 172H168V173H166ZM180 172V171H179ZM199 172H197L198 174H199ZM204 172H201V173H204ZM246 172V171H245ZM245 172H243V173H245ZM253 172L252 173H250V177L249 178H251L252 176H251V174L253 175ZM103 173V172H102ZM105 173V172H104ZM185 173H187V172H185ZM188 173L189 174H187V176L186 177H183L182 176V178H180V180L183 182V183H185L186 185H188V186H190L191 188H193L196 192H201V193H204L203 192V190H201V187H203L204 185H206V184H203V181L201 182L202 184H203V186L201 185V187H200V185L198 184V176H192V174H190V170L188 171ZM228 173V172H227ZM230 173V172H229ZM238 173H240V172H238ZM263 173V175H264V172H262ZM100 173L98 172V175H99ZM108 174V173H107ZM110 174V175H111ZM164 174H163V176L162 177H164ZM196 174V173H195ZM206 173L205 174H201V175H207ZM213 174H214V172H213ZM258 173H256V175H257ZM261 174V173H260ZM102 175V174H101ZM104 175V174H103ZM181 175V176H180ZM208 175H210V174H208ZM214 175V176H215ZM222 175V174H221ZM233 175V174H232ZM239 175H243V174H239ZM256 175L254 176L255 177V179H256ZM262 175V174H261ZM105 176H107V175H105ZM108 176H109V174H108ZM224 176V175H223ZM247 176H248V174H247ZM260 176V175H259ZM101 178H100V180L102 179V176H100ZM110 177V176H109ZM161 177V178H162ZM205 177V176H204ZM207 177H209V176H207ZM206 177V178H207ZM212 177V176H211ZM217 177V176H216ZM226 177V176H225ZM242 176H240V178H241ZM261 177V176H260ZM104 178V177H103ZM160 178V179H161ZM178 178V179H179ZM227 178V177H226ZM237 178H239V177H233V179L231 180V183H232V187L233 186H235V188L236 187H238L239 186V184H237ZM253 178V177H252ZM252 178H251V182H252ZM157 179V180H158ZM165 179H166V176H165ZM172 179H173V177H172ZM203 179V178H202ZM201 178H200V180H202ZM209 179V178H208ZM220 179H223V181H225L224 180V178H220ZM244 178H242V180H243ZM104 180V179H103ZM106 180V179H105ZM157 180H155V182L157 181ZM170 180V179H169ZM228 180H230V178H228ZM151 181V182H152ZM172 181V180H171ZM173 181H174V179H173ZM209 181V180H208ZM240 181V180H239ZM238 181V182H239ZM255 181H262L261 179L259 180V177H258V180H254L253 182H255ZM157 182H159V180L157 181ZM211 182V181H210ZM245 182H246V180H245ZM245 182H243V183H245ZM249 182H250V179H249ZM248 182V183H249ZM257 182V183H258ZM263 182V181H262ZM262 182H261V184L260 185H262ZM89 183H91L90 185H92L93 187H95V189H97L96 190V192H99L98 190H100L101 191V193L104 195V197H105V195L106 196H108V195H112V194H116L117 193V191H119V190H121L120 192H122L123 190H122V188H124V190H125V188H128V189H132V190H134V192H135V194H131V195H136L137 194V197H134V198H137L138 200H139V203H140V205H138V206H140V208L141 207H145L146 209H145V211H147L148 213H151L150 215H148V213H147V215H148V217L150 218V217H152V220L151 221H153L154 219H155V217L157 218V216H159L160 217V220L162 221L163 220V222L165 221V223H168L170 226L172 225V227H173V225H174V227H175V231H177L176 233L177 234H175L174 232H172L173 230H171L170 229V227L169 228H167V226H169L168 224H167V226H165L162 222V224H163V227L165 226L166 227V229L168 230V229H170L171 230V232H172V234L174 233V236L177 238L178 237V239H180L181 241H183L184 242V240H189L190 239V241H192L191 243H187V245L186 244H184L183 242L182 243H180V245L182 244V245H185L187 248H188V250L191 252H189L190 254H192L193 253V255L192 256H190V255H188V257H187V255L185 256L184 255V257H187V258H185V259H183L182 258V254L180 253L181 251L179 250V249H177V252H179L180 254V256L178 257L177 256V254L178 253H174L173 254V252H174V250H176L175 249V247H174V249H173V251H172V254H171V252H170V250H172L171 248H169V247H171V246H169L168 244H170L169 243V241L171 240V242L174 240H172V238H171V236H170V240L169 241H166V240H164V239H166V237L164 238V236L165 235H163V232L166 234L168 231H170V230H168V231H165V227H164V230L162 231V235H161V237L162 238H164L163 240L164 241H166L168 244H166L167 245V247H168V249H167V247L165 246V248L166 249H164L163 250V248H161V247H159V250L161 249V251H159V250H155V249H153L152 248V250L149 248L150 246V243H151V241L150 240H148L147 239V235L148 236H150L151 235V237L153 236V235H155L154 233L153 234H149V232H151L150 231V228H152V225L149 227L148 226V223L147 224H143L142 223V225H139V226H130V227H132V228H129L128 226L126 227L125 225H129V224H126L125 223V225L123 226L122 225V223H120L119 221H117L116 220V217L118 216V215H122L121 213H120V210L119 209H123V207H122V205H121V201H125V200H122L121 199V201H120V204H119V202H118V204H116V203H114V204H110V206H112V208H99V209H94L93 211H90V210H92V209H90V208H88V206L86 207V209H90V210H86V209H84V207L82 206L83 204H85V197H86V187H87V185L89 184ZM169 183V182H168ZM206 183H208V182H206ZM214 182H212L211 184H213ZM224 183V182H223ZM225 183H226V181H225ZM224 183V184H225ZM236 183V184H235ZM247 182H246V184H248ZM87 184V185H86ZM149 185L151 184V183H148ZM170 184V183H169ZM175 185H176V183H174ZM210 184V183H209ZM227 184V183H226ZM225 184V185H226ZM240 184H241V182H240ZM250 184V183H249ZM248 184V185H249ZM253 184V183H252ZM256 184V183H255ZM86 185V186H85ZM216 185V184H215ZM220 185V184H219ZM238 185V186H237ZM251 185V184H250ZM154 186V185H153ZM177 186V185H176ZM183 186H185L184 184H183ZM223 186V185H222ZM242 185H240L239 187H241ZM243 186H247V185H243ZM85 187V188H84ZM148 187V186H147ZM158 187H160V186H158ZM158 187L155 189L154 187H152V188H154V191H158ZM170 187H172L171 185H170ZM174 187V186H173ZM172 187V188H173ZM206 187V186H205ZM204 187V188H205ZM208 187V186H207ZM149 188H151V187H149ZM161 188V187H160ZM168 188V189H167ZM234 188V189H235ZM176 190L178 189L177 187L175 188ZM182 189V188H181ZM216 189V188H215ZM233 188H231L230 190H232ZM247 189V188H246ZM255 188H253V190H254ZM94 190V189H93ZM127 190V189H126ZM148 190H151V189H148ZM212 190V189H211ZM222 190V189H221ZM238 190H239V188H238ZM238 190H236L235 189V192H233L234 194L236 193L237 194V192L236 191H238ZM242 190V189H241ZM250 190H252V188L250 189ZM160 191V190H159ZM158 191V192H159ZM183 191H184V195L188 192H190L191 193V191H185V189H183ZM218 191H219V189H218ZM264 191V190H263ZM116 192V193H115ZM177 192V191H176ZM179 192V191H178ZM186 192V193H185ZM205 192H206V189H205ZM214 192V191H213ZM228 192H230L229 190H228ZM244 192V191H243ZM253 192V191H252ZM258 192V197H259V194H261L262 193V191H261V193H259V191H255L254 192V194L255 193H257ZM123 193H124V191H123ZM129 193V192H128ZM187 193V194H188ZM216 193H218V192H216L215 191V194ZM231 193V192H230ZM229 193V194H230ZM250 193L251 192H248V193H246L247 195L249 194V196H250ZM47 194V195H46ZM87 194H89L88 192H87ZM101 194V195H102ZM125 194H126V192H125ZM124 194V195H125ZM186 194V195H187ZM209 194V193H208ZM212 194V193H211ZM232 194V193H231ZM233 194V195H234ZM235 194V195H236ZM252 194V193H251ZM12 195H19L22 199H23V203H24V205H23V208L22 209H27L28 208V210L27 211H29V212H27L25 209V211L24 210H22L21 208H19V204L18 205H15V203H13V202H11V197H12ZM102 195V196H103ZM120 195V197H121V194H119ZM190 195H192V194H190ZM218 194H216V196H217ZM115 196V195H114ZM117 196V195H116ZM115 196V197H116ZM123 196V195H122ZM160 196H163V197H161L160 198ZM199 196H201L200 194H199ZM209 196V195H208ZM211 196V195H210ZM215 196V197H216ZM232 196V195H231ZM251 196H253V194L251 195ZM262 196V195H261ZM109 198H112V197H110V196H108ZM119 197V198H120ZM186 197V196H185ZM188 197V196H187ZM192 197V196H191ZM195 197H197V196H195L194 195V198H193V200L195 199ZM202 197V196H201ZM203 197L205 198V196H204V194H203ZM206 197H207V193H206ZM219 197V196H218ZM232 197H234V196H232ZM255 197H256V195H255ZM255 197H252L253 199H255ZM257 197V198H258ZM263 197V196H262ZM262 197L260 198V199H262ZM90 198V197H89ZM109 198H106V199H108L109 200ZM117 198H118V196H117ZM133 198V199H134ZM243 198V197H242ZM251 198V200H253ZM264 198V197H263ZM113 199V198H112ZM124 199V198H123ZM201 200V198L199 197H197L196 199H195V201L196 200ZM209 199H211V198H209ZM229 200H230V198H228ZM239 199H240V197H239ZM248 199H249V197H248ZM117 200V199H116ZM216 200V199H215ZM214 200V201H215ZM218 200V199H217ZM217 200H216V202H217ZM220 200V199H219ZM218 200V203L220 202ZM224 200H226L227 201V198L226 199H224ZM263 200V199H262ZM261 200V201H262ZM22 201V200H21ZM20 201V202H21ZM85 201V202H84ZM118 201V200H117ZM133 201V200H132ZM235 201V200H234ZM245 201V200H244ZM10 202H11V204H10ZM94 202V201H93ZM96 202H98V201H96ZM100 202V201H99ZM98 202V203H99ZM116 202V201H115ZM188 203V204H186V203ZM199 202V201H198ZM201 202V204H202V200L200 201ZM207 202V201H206ZM225 202V201H224ZM223 202V203H224ZM229 202V201H228ZM233 202V201H232ZM246 202V201H245ZM242 203V204H247V203ZM252 202V201H251ZM98 203H96V204H98ZM102 203V202H101ZM126 202H124V204H125ZM204 203V202H203ZM230 203V202H229ZM14 204V205H13ZM100 204V203H99ZM200 204V205H201ZM208 204V203H207ZM88 205V204H87ZM132 205V204H131ZM131 205H129V206H131ZM200 205L198 204V205H196V206H199L200 207ZM209 205V204H208ZM240 205V204H239ZM102 206H104V205H102ZM129 206H127L126 205V207H129ZM204 206V205H203ZM221 205H219V207H220ZM234 206V208H235V205H233ZM238 206V205H237ZM90 207V206H89ZM97 207V206H96ZM225 207V206H224ZM232 207V206H231ZM75 208V207H74ZM91 208H92V206H91ZM132 208V207H131ZM165 208V209H164ZM194 208H196L195 206H194ZM204 208V207H203ZM210 208V207H209ZM214 208V207H213ZM222 208V207H221ZM238 208V207H237ZM242 208V207H241ZM32 209V210H31ZM73 209V208H72ZM138 209V208H137ZM141 209H144V208H141ZM199 209H201V208H199ZM223 209V208H222ZM31 210V211H30ZM35 210V212H32V211H34ZM63 210V209H62ZM66 210H68V209H66ZM140 210V209H139ZM182 210V211H183ZM196 210V209H195ZM213 211H215L214 209H212ZM237 210H239V209H237ZM237 210H235V212L237 211ZM247 210H248V212H249V214L247 213V216L245 215L244 217H245V219H240V217L239 216H237L236 218H237V220H238V217H239V220L236 222V228L238 229V231H239V233H237V235H239L240 234V236H238V237H240L239 239H241L240 240V243L238 244V246L240 247L241 246V244L243 243L245 246H244V248H247V246H251V248H255L256 246H262V247H264V231L262 230V220L264 219V202H260L259 200L258 201H253L252 203H250L249 205H247ZM37 211H39V212H37ZM64 212H65V209L63 210ZM121 211H123V210H121ZM137 211V210H136ZM144 210H143V212L145 213V217H146V212H145ZM189 211V212H188ZM191 211V212H190ZM211 211V210H210ZM226 211H228V210H226ZM67 212V211H66ZM68 212H70L69 210H68ZM75 212V211H74ZM138 212V211H137ZM141 213V214H144V213ZM177 212V214H176V216H175V213ZM204 211L202 210V213H203ZM206 212V211H205ZM205 212H204V215H202L203 217L205 216ZM219 212V211H218ZM233 212V211H232ZM234 212V213H235ZM238 212V211H237ZM236 212V213H237ZM244 212V211H243ZM247 212V211H246ZM29 213H31L30 215H28ZM34 213H37L36 215L34 214V216H33V214ZM63 213V212H62ZM124 213V212H123ZM139 213V212H138ZM153 213V214H152ZM171 213H174L173 215L176 217V218H178V216H179V221H177V219L174 217H172L171 216ZM182 213V212H181ZM186 213H184L183 215H186ZM198 213V212H197ZM202 213H200V215L202 214ZM213 213V212H212ZM227 213V212H226ZM229 213H231V211L229 212ZM236 213H235V216H236ZM65 214V213H64ZM71 214V213H70ZM128 214V212L126 213V215ZM131 214V213H130ZM189 214H188V216H189ZM208 214V213H207ZM221 214V213H220ZM223 214V213H222ZM225 214V213H224ZM233 214V213H232ZM238 214H239V212H238ZM237 214V215H238ZM48 215V216H47ZM129 215V214H128ZM138 215V214H137ZM140 215V214H139ZM181 215V214H180ZM194 215V214H193ZM199 215V213L197 214V216ZM199 215V216H200ZM209 215V214H208ZM230 215V214H229ZM57 216V217H58ZM66 216V215H65ZM123 216H125V215H123ZM207 216V215H206ZM227 216V215H226ZM231 216V215H230ZM229 216V218H234L233 216H231L230 217ZM240 216H241V214H240ZM54 217H55V215H54ZM68 217V216H67ZM214 217V216H213ZM216 217H217V215H216ZM222 217V216H221ZM63 218V217H62ZM71 218V217H70ZM118 218V217H117ZM148 218V219H149ZM154 218V219H153ZM187 218H190V216L189 217H187ZM220 218V217H219ZM225 218V221H226V217H224ZM228 218V220L227 221H230V219ZM235 218V219H236ZM69 219V218H68ZM72 219V218H71ZM76 219V218H75ZM118 219H120V217L118 218ZM124 219V218H123ZM129 219H131V218H129ZM147 219V218H146ZM145 219V220H146ZM174 219L176 220V221H174ZM222 219V218H221ZM220 219V220H221ZM235 219H234V221H235ZM80 220V219H79ZM128 220V219H127ZM144 220V221H145ZM159 220V221H160ZM61 221H62V219H61ZM67 221V220H66ZM69 221V220H68ZM68 221H67V225L69 224L68 223ZM140 221V220H139ZM143 220H142V222H144ZM148 221V220H147ZM150 221V220H149ZM150 221V222H151ZM156 221V220H155ZM154 221V224H156V223H158V222H155ZM198 221V220H197ZM223 221V220H222ZM226 221V222H227ZM264 221V220H263ZM71 222V221H70ZM83 222V223H84ZM146 222V221H145ZM149 222V223H150ZM176 222H180L179 224H176ZM221 222V221H220ZM78 223H80L81 224V222L79 221ZM128 223V222H127ZM151 223H153V222H151ZM160 223V224H161ZM228 223V222H227ZM232 223H233V221H232ZM235 223V222H234ZM58 224V223H57ZM134 224H135V221H134ZM153 224V225H154ZM159 224V223H158ZM157 224V225H158ZM161 224V225H162ZM264 224V223H263ZM70 225V224H69ZM132 225V224H131ZM161 225H159V226H155L156 228L157 227H159L160 228V226ZM218 225H220V224H218ZM217 225V226H218ZM234 225V224H233ZM232 225V226H233ZM58 226V225H57ZM61 226H63V224L61 225ZM72 226V225H71ZM216 226V227H217ZM264 226V225H263ZM66 227H69V226H66ZM79 227H80V225H79ZM221 227V226H220ZM223 227V226H222ZM234 227V226H233ZM233 227H231V228H233ZM63 228V227H62ZM159 228L157 229V230H159ZM161 228H162V226H161ZM177 228V229H176ZM219 228V227H218ZM69 229V228H68ZM82 229H84V226H83V228ZM152 229H154V228H152ZM216 229V228H215ZM214 229V230H215ZM234 229V228H233ZM219 230V229H218ZM230 230V229H229ZM235 230V229H234ZM155 231H156V229H155ZM231 231V230H230ZM233 231V230H232ZM236 232H238L237 230H235ZM234 231V232H235ZM9 232H12V233H14L15 234V237H16V239L17 240H19L20 241V248H23V246H24V244L26 243V242H31V244H32V246L36 249V255H35V260H33V256H32V254L31 253H24V252H22V251H18L14 246H13V244L10 242V241H8L7 239H4V237L9 233ZM61 232H62V230H61ZM211 232V233H210ZM225 232H226V230H225ZM235 232V233H236ZM155 233H157V232H155ZM170 233V232H169ZM168 233V234H169ZM219 233H220V231H219ZM222 233V232H221ZM220 233V234H221ZM226 233H228V234H231V233H229L228 231L226 232ZM233 233V232H232ZM235 233H234V235H235ZM57 234H58V230H57ZM159 234H156V235H159ZM167 234V235H168ZM171 234V233H170ZM213 234V233H212ZM216 234H218V232H216ZM160 235H159V237H160ZM233 235V236H234ZM236 235V236H237ZM169 236V235H168ZM195 237V239H192L191 240V237ZM218 236H219V234H218ZM49 238H50V235L48 236ZM51 237H52V235H51ZM155 237H157V236H155ZM174 237V238H175ZM212 237H213V235H212ZM221 237V236H220ZM223 237V236H222ZM227 237V236H226ZM230 237V236H229ZM235 237V236H234ZM55 238V237H54ZM175 238V241H177V239ZM214 238V237H213ZM231 238H233V237H231ZM153 239V238H152ZM223 239V238H222ZM154 240H155V242H158V241H156V238H154L153 239V241L152 242H154ZM215 240H216V238H215ZM219 240H220V238H219ZM232 240H238V239H236V237H235V239L233 238ZM161 241H162V239H161ZM161 241H159L160 242V245H162L161 243ZM222 241V240H221ZM226 241V240H225ZM92 242V241H91ZM158 242V243H159ZM180 242V241H179ZM178 242V243H179ZM187 242V241H186ZM217 242V244H219L218 243V240L216 241ZM231 242V241H230ZM228 243V244H224V242H222L223 244H221L220 245V247L218 248V250H219V254H222L223 256L226 254V253H228V252H235V251H237L238 250V247L237 246H235L236 247V250L233 248L234 246H231V243ZM238 242V241H237ZM113 243H115L114 245L116 246V242H113ZM157 243V244H158ZM174 243V242H173ZM177 243V244H178ZM56 245H58L57 243H55ZM91 244V243H90ZM163 244H165L164 242H163ZM175 244V243H174ZM174 244H172V245H174ZM176 244V245H177ZM217 244H216V246H217ZM59 245H61V244H59ZM72 245V244H71ZM87 245V244H86ZM109 245V244H108ZM171 245V244H170ZM179 245V244H178ZM177 245V246H178ZM179 245V246H180ZM182 245L180 246V247H182ZM233 245V244H232ZM234 245H237V243L236 244H234ZM98 246V245H97ZM115 246L113 247V248H115ZM152 246V245H151ZM175 246V245H174ZM56 247H58V246H56ZM68 247V246H67ZM104 247H106L107 248V245H105ZM103 247V248H104ZM120 247V246H119ZM121 247H122V245H121ZM155 247V246H154ZM184 247V246H183ZM182 247V248H183ZM241 247H243V246H241ZM262 247H259V248H261V250L259 251V253H258V251L256 252L259 256H260V259H259V261H258V263H256V264H264V249H262ZM70 248V249H71ZM102 248V249H103ZM185 248V247H184ZM186 248V249H187ZM257 248V247H256ZM60 249H61V246L59 247V251H60ZM68 249V248H67ZM241 249V248H240ZM243 249V248H242ZM241 249V250H242ZM248 249H249V247H248ZM258 249V248H257ZM112 250V249H111ZM126 250H127V248H126ZM179 250V251H178ZM246 250V249H245ZM105 251H106V249H105ZM109 251V250H108ZM116 251V250H115ZM156 251H159V253L158 252H156ZM248 251H251V249H249ZM254 251V250H253ZM60 252H62V251H60ZM69 252V251H68ZM107 252V251H106ZM112 252V251H111ZM132 252V251H131ZM161 252V253H160ZM176 252V251H175ZM183 252V254H184V251H182ZM214 252V251H213ZM216 252V251H215ZM245 252V251H244ZM252 252V251H251ZM251 252H248V253H251ZM109 253H110V251H109ZM133 253H134V251H133ZM157 253V254H156ZM186 253V252H185ZM217 252H216V254H218ZM236 253H238V251L236 252ZM241 253H243V252H241ZM247 252H245V253H243V254H241V256L242 255H244V254H248ZM76 254V255H75ZM81 254V253H80ZM83 254H84V252H83ZM86 254H90V253H86ZM134 254H136V253H134ZM171 254V255H170ZM210 254V253H209ZM212 254H214V253H212ZM219 254L216 256V257H218L219 256ZM239 254V253H238ZM238 254H237V256H238ZM54 255V254H53ZM65 255V254H64ZM106 255H108L107 253H106ZM105 255V256H106ZM114 255V257H118L119 255H121V254H119L118 256L116 255L115 256V254H113ZM155 255L153 256V257H155ZM174 257H173V256ZM227 255H229V253L228 254H226V256ZM231 255V254H230ZM233 255H234V253H233ZM251 255V254H250ZM257 255V256H258ZM49 256H50V259H52L51 261H50V259L48 260V258H49ZM85 256V255H84ZM87 256V255H86ZM122 256H125V255H122ZM129 256V255H128ZM130 256H131V253H130ZM132 256H134V255H132ZM143 256V255H142ZM141 256V257H142ZM149 256H151V255H149ZM223 256H221V257H223ZM232 256V255H231ZM231 256H229V257H231ZM236 256V255H235ZM235 256H233V259H234V264H236V263H238V262H236L235 261ZM93 257V256H92ZM120 257V256H119ZM119 257H118V259H119ZM135 257V256H134ZM181 257V258H180ZM215 257V256H214ZM225 257V256H224ZM246 257V256H245ZM248 258H249V254H248V256H247ZM253 257H254V255H253ZM86 260H87V258H89V257H84ZM94 258V257H93ZM92 258V259H93ZM121 258V257H120ZM151 258V257H150ZM243 258V257H242ZM247 258V259H248ZM91 259V258H90ZM89 259V260H90ZM97 259V258H96ZM110 259H111V257H110ZM109 259V260H110ZM113 259V258H112ZM122 259H123V257L121 258V259H119V261H122ZM130 259H131V257H130ZM129 259V260H130ZM134 260H135V258H133ZM140 259V258H139ZM142 260H145V259H143V258H141ZM140 259V260H141ZM149 259V258H148ZM153 259V258H152ZM227 259V258H226ZM226 259H224V260H226ZM230 259V258H229ZM239 259V258H238ZM238 259H236V260H238ZM244 259V258H243ZM247 259H245V260H247ZM95 260V259H94ZM100 260V259H99ZM99 260L97 259L96 261L98 262L97 264H101V263H99ZM107 260V259H106ZM114 260V259H113ZM113 260H111L110 262H112ZM125 260V259H124ZM128 260V261H129ZM141 260V261H142ZM160 260V261H161ZM231 260V259H230ZM251 260V259H250ZM91 262H92V260H90ZM108 261V260H107ZM132 261V260H131ZM150 261V260H149ZM222 260H220V264H222V262H221ZM227 261V260H226ZM229 261V260H228ZM232 261V260H231ZM239 262H240V260H238ZM244 261V260H243ZM242 261V262H243ZM95 262V261H94ZM109 262V261H108ZM113 262H116V261H113ZM113 262H112V264H113ZM135 262H136V260H135ZM134 262V263H135ZM145 262V261H144ZM143 262V263H144ZM153 262H155V259H154V261ZM230 262V261H229ZM228 262V263H229ZM233 262H231V264H233ZM236 262V263H235ZM241 262V263H242ZM247 262V261H246ZM245 262V264H247ZM93 263V262H92ZM117 263V262H116ZM119 264H121L120 262H118ZM127 263V262H126ZM134 263H131V264H134ZM139 263V262H138ZM138 263H136V264H138ZM149 263V262H148ZM159 263H162V261L161 262H159ZM165 263V264H166ZM223 263H225L226 264V262H223ZM240 263V264H241ZM255 263V262H254ZM253 262H252V264H254ZM94 264V263H93ZM115 264V263H114ZM127 264H130V262H128ZM151 264V263H150ZM162 264H164V261H163V263ZM249 264V263H248Z\"/></svg>",
	"mask_w": 264,
	"mask_h": 264
},
{
	"label": "rangeland",
	"instance_id": "374dc122",
	"mask_svg": "<svg viewBox=\"0 0 264 264\" xmlns=\"http://www.w3.org/2000/svg\"><path fill=\"white\" fill-rule=\"evenodd\" d=\"M8 2H9V0H7ZM37 1H42V2H44V1H48V2H46V3H48V5L50 4V5H52V6H49V7H52V8H50V13H51V19H52V21H53V27H52V29H54V34L52 35V40H54V41H52V43H53V48H52V50H53V54H52V56H51V60L49 61V65H50V63H51V65L52 66H55V70H56V67H57V70L53 73V75H58L57 77H58V79H59V81L58 80H56L57 78H52V80H53V84L50 82V80H51V78L49 79V81L47 82H45V86L46 85H48L49 86V83H51L52 85H50V87L51 86H53V85H55L54 84V82L55 83H59L60 81L61 82H63V83H65L66 85H69V86H72V87H74V88H79L80 89V94L78 95V97H77V99H75V102L72 104V110L73 111H75L74 112V115L75 116H80V115H82V116H80V117H85V116H87V119L89 120V119H91L92 117L93 118H95V119H93V120H96V121H98V122H100V123H104L105 121H107V122H113V123H116L117 122V120H119V119H122L121 118V115H123L124 114V112L123 113H121V110L123 109H121L120 111L118 110L119 108H118V104H120V102L118 101L119 100V98L117 97V96H115V95H113V97H112V95L109 93V91L107 90V88L106 87H108V85H107V83H108V77H106L107 76V72L105 73V71L107 70V69H109L110 67L111 68H114V70H116L117 69V71H119V69L121 70L122 69V67H119L120 66V64H122L121 62H123L124 60L126 61V56L127 55H129V54H133L134 52H136V53H134V54H137L136 56L137 57H135V59L137 58L138 60H135V63L133 62V64H135L136 65V62H137V65L136 66H139L138 68H137V70L139 71V73H138V71H137V73L138 74H141V70H142V74L143 73H147V72H151V73H145L146 74V76H145V74H144V76H145V78H147L148 79V84H149V86H153L152 88L150 87H146V86H144V90L142 91V93H143V95H140V93H139V91L138 90H133V92L135 91V94L138 96V94L140 95V96H142V102L144 103V104H148V106L147 105H144V106H147V107H145L144 109H143V111H144V113H146V115L143 113V111H142V115H143V119H146V120H144L146 123L148 122V123H151L152 121H154V119L157 121L158 120V117H159V115H160V113L163 111V110H161V109H164V108H166V110H169V111H171V112H173L172 110H174V116L175 115H177V114H184V115H182V116H184V117H182L180 114H179V116H181L180 118H185L189 123H191L192 125H191V127L192 128H196V129H192V131L191 130H188V135H192L193 133V135H195L198 131L199 132H205V133H207V134H209V135H211V137L213 136L214 137V134H213V132H215V131H218L220 128L218 127V126H216L214 123H212L211 121H209L207 118L208 117H210L211 115L210 114H214V113H216L217 111V113H220V115H222L223 114V116L225 115L226 117H228V115H229V118H226L227 120L228 119H230L231 117H232V115H233V117H234V115L236 114V116H235V118H237V115H238V117H239V119H248V118H251L252 117V120H253V123L252 124H255L256 125V123L258 124V125H256V126H258V127H260L261 128V126L263 125V122L264 121H262V120H258V119H260V118H264V116L262 115V114H264L263 112H262V109L264 110V106H263V99H264V65H263V67H261L262 66V64H260V63H258L257 62V60L255 59L254 60V58H252V60H251V57H253V56H251V55H253L252 53H250L251 51H248V53H242V52H237V51H232V52H225L226 50H224L223 48H224V46L225 45H223V44H226V43H228V41H229V39L230 38H228L227 37V39L226 38H224L223 40H222V43L220 44V42H218L217 40H215L214 42L212 41L211 43H212V46H211V44H210V42L208 41V43H207V41H204V39L206 40V39H208L209 37H210V35H208L209 34V32L208 31H213V32H211V35H214V29L211 27V23H210V21H211V16L213 17V18H220V16H221V19H222V15H223V20L226 22V25L228 26L229 25V23H227V22H230V25H229V29L230 30H232L233 31V33H231V32H229L228 34L229 35H231V34H233V35H238V31L235 29V27H236V25H238V23L240 24V21L242 22V23H244V24H246L247 25V23L249 22V23H252V18H253V20H259L260 21V26L263 28L264 27V25H262L261 23H263L264 22V16H263V18H261L262 17V15H264V6H262L261 8L260 7H258V5H256V3H262L264 0H217V2H215L216 0H209V1H213V2H209L210 3V6L209 7H206L207 9H206V11H205V14L206 15H208L209 17H204V16H206L205 14H204V16H201V19H199V17L197 18L196 17V21H195V24L194 25H196L195 27H196V29H195V27H194V25L192 26V27H183V26H181V23L180 22H178V20L176 21V15L174 14V15H172L171 17H174V19L173 18H171V17H165L166 18V20L168 21V23H167V21L163 18H161V17H158V15H156V17H155V19L153 18V13L155 12L156 13V11H155V9H154V7H153V4H151V2H150V0H143V4H144V7H142V8H137L136 6H135V3H136V0H111V2L114 4V5H116L117 7H119L121 4H124V3H127V9H126V14H124V15H121L120 16V21H119V24H118V26L116 27V28H113V25H112V17H111V15H110V12H111V10L112 9H109L108 8V10H107V8H104V5H105V3L103 2H101V1H106V0H37ZM219 1V2H218ZM251 1V2H250ZM254 1V2H253ZM256 1V2H255ZM258 1V2H257ZM11 2V3H10ZM10 4H12L13 5V8L14 7H18L19 8V0H10ZM242 2V3H241ZM243 2H244V4H243ZM237 3H238V5H239V7L238 6H236V8H235V6L234 5H237ZM240 3L241 4H243V5H240ZM248 3H251V4H253V5H250L249 7H248ZM103 4V5H102ZM254 4H255V6L256 7H258L259 8V11H258V9H254L255 7H254ZM19 5V6H18ZM216 5V6H215ZM247 5V6H246ZM206 6H208L207 5V3H206ZM242 6H246L247 8H241ZM211 7V8H210ZM227 7V8H226ZM238 7V8H237ZM253 7V8H252ZM15 8V9H16ZM210 8V9H209ZM235 8V9H234ZM263 8V9H262ZM209 9V10H208ZM218 9V10H217ZM223 10H225L224 12H222ZM240 10H242V11H240ZM251 11V14H249L248 13V11ZM253 10V11H252ZM261 10V11H260ZM8 10H6V9H4V8H2L1 7V5H0V37H1V40H2V37L9 31V29H10V26H11V28L12 27H14V26H16L17 24H18V18L16 17V15L15 14H13V12H11V11H8ZM208 11V12H207ZM211 11V12H210ZM220 11V12H219ZM235 11H238V13L237 12H235ZM245 11V12H244ZM5 12H7L9 15H7V13H5ZM10 12V13H9ZM222 12V13H221ZM233 12H235V13H233ZM217 13V14H216ZM255 13H257V14H255ZM262 13V15H260V14ZM11 14V15H10ZM13 14V15H12ZM218 14H219V16H218ZM221 14V15H220ZM235 17H234V16ZM241 15V16H240ZM247 15H249V16H247ZM251 15V16H250ZM258 15H260L261 17L259 18L258 17ZM215 16V17H214ZM218 16V17H217ZM232 16V17H231ZM253 16V17H252ZM258 17V19H257V17ZM248 17H250V18H248ZM16 18V19H15ZM168 18H171V19H169L168 20ZM207 18V19H206ZM208 18H210V21H209V19ZM235 18H237L236 20H235ZM242 18H244L243 20H241ZM197 19H198V21H197ZM233 19V20H232ZM247 19V20H246ZM262 19V20H261ZM3 20V21H2ZM170 20H172V22H170ZM200 20V21H199ZM213 20V19H212ZM2 21V22H1ZM174 21V22H173ZM203 21V22H202ZM204 21H206L205 22V24H203V25H200V24H202V23H204ZM233 21H235V24L233 23ZM259 21H258V23H259ZM263 21V22H262ZM3 22H4V24H3ZM199 22V23H198ZM200 22H202V23H200ZM212 22V21H211ZM2 23V24H1ZM23 23V22H22ZM161 23V24H160ZM173 23V24H172ZM179 25H178V24ZM208 24V26H206L207 24ZM248 23V24H249ZM15 24V25H14ZM174 24H175V26H174ZM199 24V25H198ZM234 24V25H233ZM168 25V26H167ZM112 26V27H111ZM158 26V27H157ZM177 26V27H176ZM201 28V26L203 27L204 26V28H199V27ZM209 26H210V29H209ZM233 26H234V28H233ZM181 27H183V29L181 28ZM205 27L206 28H208L209 30H207V29H205ZM187 28H189V29H187ZM195 29V31H193V30H190V29ZM112 29H113V31H115V33H113V31H112ZM174 29V30H173ZM199 29V30H198ZM156 30V31H155ZM162 30V31H161ZM182 31V30H185V31H187V32H185V31H182V32H180V31ZM198 30V31H197ZM205 30H206V32L207 33H205ZM149 31V32H148ZM177 31V32H176ZM192 32V33H190V32ZM199 31H201V33H202V31H203V33L205 34H199ZM263 31H264V29H263ZM179 32V33H178ZM195 34H194V33ZM1 33H3L2 35H1ZM176 33V34H175ZM178 33V34H177ZM181 33V34H180ZM190 33V34H189ZM200 35L198 38L196 37V36H198V34ZM231 33V34H230ZM108 34V35H107ZM118 34V35H117ZM147 34V35H146ZM180 34V35H179ZM109 35H112V37L114 38V39H112V37L111 36H109ZM146 35V36H145ZM149 35H150V39H149ZM168 35V36H167ZM190 35V36H189ZM194 35H196L195 37H194ZM203 35L205 36L204 38H203ZM109 36V37H108ZM119 36V37H118ZM148 36V37H147ZM153 36V37H152ZM155 36V37H154ZM189 36V37H188ZM191 36H193V39H195V40H193V39H191ZM215 36V35H214ZM214 36H212L214 39H215V37ZM222 36H224V34L222 33ZM55 37V38H54ZM118 37V38H117ZM188 37V38H187ZM211 37V39H213ZM233 37V36H232ZM235 37V36H234ZM107 38V39H106ZM174 38V39H173ZM200 38L203 40L202 42H203V44L201 45V40H200ZM119 39V40H118ZM131 39V40H130ZM155 39V40H154ZM165 39L167 40V41H165ZM185 39V40H184ZM187 39V40H186ZM190 39V40H189ZM213 39V40H214ZM59 42H58V41ZM110 40H113V41H111V42H109ZM118 40V41H117ZM127 40V41H126ZM158 40H159V43H157L158 42ZM161 40H164V41H161ZM168 40H171V41H168ZM177 40V41H176ZM181 40V41H180ZM210 40V39H209ZM56 41L59 43H56ZM108 41V42H107ZM124 41V42H123ZM138 41V42H137ZM161 41V42H160ZM189 41V42H188ZM193 41V42H192ZM114 44H113V43ZM115 42H116V44H115ZM142 42V43H141ZM166 42V44H164ZM170 42V44H168ZM57 45H56V44ZM121 43V44H120ZM145 43V45L143 46V44ZM183 43V44H182ZM214 43H216V44H214ZM94 44V45H93ZM99 44V45H98ZM101 44V45H100ZM104 44V45H103ZM130 44V45H129ZM139 44H140V46H139ZM150 44V45H149ZM151 44H152V47H151ZM160 44H161V46H160ZM165 46H164V45ZM198 44H199V47H198ZM210 44V45H209ZM56 45V46H55ZM99 47H98V46ZM113 45H115V47L113 46ZM117 45V46H116ZM169 45V46H168ZM171 45V46H170ZM172 45H174V46H172ZM193 46V48H191L192 46ZM213 45H219L220 46V48L217 46L216 48H215V46H213ZM0 46H2L1 48H0V54H2V55H4V58L0 55V61H2V63H5V61H6V63H9V61H10V54H9V52H8V46L6 45V43H4V41L2 40V42L0 41ZM55 46V47H54ZM58 46V47H57ZM61 46V47H60ZM91 46V47H90ZM104 46V47H103ZM135 46V47H134ZM139 46V47H138ZM151 47V48H148V47ZM163 46H164V48L166 47V46H168V47H171L170 49H167L166 50V48L165 49H163ZM177 46H179V47H177ZM190 46V47H189ZM210 46V47H209ZM223 48H222V47ZM58 49H57V48ZM88 47L90 48V50L88 49ZM94 47V48H93ZM95 47H97L98 49H99V52L98 53H102L103 54V56H104V58L105 59H107V56H109L110 57V60L112 59V55L113 56H117V60H116V58H115V60L114 59H112V63H113V66H112V64H111V62H110V60L108 61V60H105V61H103V59H101V60H98V59H96V58H85V56H87L88 54H89V52H90V54L91 53H95V52H97L96 50H95ZM113 49H112V48ZM189 49H188V48ZM203 47V48H202ZM208 49H207V48ZM213 47V48H212ZM56 50H55V49ZM96 48V49H97ZM140 48V49H139ZM143 49V51H142V49ZM144 48L145 49H149V50H145V52H144ZM185 48H186V51H184L185 50ZM209 48H211V49H209ZM131 49V50H130ZM189 51H188V50ZM204 49V50H203ZM6 50V51H5ZM82 50V51H81ZM89 50V51H88ZM95 50V51H94ZM106 50V51H105ZM118 50V51H117ZM126 50H128V51H126ZM133 50V51H132ZM140 50V51H139ZM157 50H158V52H157ZM178 50H180V52H178ZM222 50H224L223 52H222ZM56 51L58 52V53H56ZM63 51V52H62ZM86 51V52H85ZM130 51H131V53H130ZM146 51H149V52H147L146 53ZM217 51V52H216ZM221 51V52H220ZM88 52V53H87ZM143 52V53H142ZM151 52V53H150ZM166 52H168V53H166ZM191 52V53H190ZM193 52V53H192ZM194 52H196V54L194 53ZM234 52V53H233ZM80 53V54H79ZM82 53H83V55H82ZM117 53V54H116ZM119 53V54H118ZM172 53V54H171ZM178 53V54H177ZM181 53V54H180ZM221 53H223V54H221ZM232 55H231V54ZM56 54H58V55H56ZM60 54V55H59ZM102 54H100V56H102ZM107 54V55H106ZM112 54V55H111ZM139 54V55H138ZM141 54V55H140ZM173 54H177L176 56H174ZM229 54V55H228ZM239 54L240 56H237V55ZM61 55H62V57H61ZM81 55V56H80ZM144 55V56H143ZM166 55H168V56H166ZM224 55V56H223ZM232 57H231V56ZM233 55L234 56H237V57H234L235 59H238L237 61L236 60H234L233 59ZM119 56H122V58L120 57L119 58ZM139 56V57H138ZM142 56V59H140V57ZM181 56V58L179 59V57ZM198 56V57H197ZM241 56H243V58L241 57ZM161 57H163V58H161ZM171 57V58H170ZM187 57V58H186ZM226 57V58H225ZM228 57V58H227ZM230 57V58H229ZM250 59H249V58ZM53 58H56V60H55V63H56V65L55 64H52V63H54V61H53ZM69 58V59H68ZM82 58V59H81ZM101 58V57H100ZM103 58V57H102ZM147 60H146V59ZM199 58V59H198ZM203 58V59H202ZM213 58V59H212ZM241 60H240V59ZM89 59V60H88ZM123 59V60H122ZM175 59V60H174ZM228 59V60H227ZM248 60V62L247 61H245V60ZM59 60H61V61H59ZM70 60V61H69ZM114 60V61H113ZM122 60V61H121ZM146 60V61H145ZM198 62H197V61ZM51 61H53V62H51ZM74 61V62H73ZM76 61V62H75ZM77 61H78V63L80 64V66H79V64L77 63ZM140 61H142L141 63H140ZM177 61V62H176ZM239 61V62H238ZM100 64H102V66H100L99 65V63ZM109 62V63H108ZM144 62V63H143ZM148 62H150V65H149V63ZM173 62V63H172ZM233 62H234V64H236V65H234V67L232 66L231 67V64L233 65ZM237 62V63H236ZM62 63V64H61ZM95 63V64H94ZM108 63V64H107ZM140 63V64H139ZM195 63V64H194ZM226 63H228V65L226 64ZM242 63H245V64H242ZM257 63V64H256ZM73 64L76 66H73ZM97 64H98V67L100 66V67H102L101 69L99 68L98 69V67H97ZM151 64H152V66H151ZM191 64V65H190ZM206 64V65H205ZM224 64V65H223ZM229 64H230V66H229ZM71 65V66H70ZM104 65V66H103ZM145 65V66H144ZM156 65H160L159 67L158 66H156ZM205 65V66H204ZM221 65H223L222 67H221ZM67 66V67H66ZM73 66V67H72ZM83 66L85 67L84 69L85 70H81V69H83ZM91 66V67H90ZM109 66V68H107ZM141 66V67H140ZM144 66V67H143ZM213 67V70H212V67ZM228 66V67H227ZM242 66H244L243 68H242ZM248 66H249V68H248ZM117 67V68H116ZM119 67V68H118ZM147 67H148V69H147ZM161 67V68H160ZM171 67H173V68H171ZM199 67V68H198ZM202 67V68H201ZM224 67V68H223ZM239 67H241V68H239ZM260 68V70H262V71H260L259 70V68ZM63 68H65L64 70H63ZM71 68V69H70ZM95 68V69H94ZM107 68V69H106ZM142 68V69H141ZM145 68V69H144ZM154 68H156L155 69V71H154ZM161 69V70H159V69ZM179 70H178V69ZM184 68V69H183ZM201 68V69H200ZM204 68V69H203ZM209 68H211V69H209ZM219 69V71H221V69L223 68L224 70H226V72H225V75H223L224 74V72H219L218 71V69ZM230 70H233V71H230L229 72V69ZM233 68V69H232ZM235 68V69H234ZM258 68V69H257ZM262 68V69H261ZM73 69V70H72ZM150 69V70H149ZM163 69V70H162ZM200 69V70H199ZM202 69H203V71H202ZM208 69H209V71H208ZM227 69H228V71H227ZM237 69V70H236ZM239 69H241V70H239ZM245 69V70H244ZM71 70V71H70ZM75 70V71H74ZM78 70V71H77ZM172 70V71H171ZM204 70H205V72H204ZM212 70V71H211ZM223 70V71H224ZM65 71V72H64ZM234 71H236V72H234ZM238 71V72H237ZM243 71H246V72H243ZM259 71H260V73H259ZM69 72V73H68ZM71 72V73H70ZM167 73V74H165V73ZM169 72H173V76L174 75H176L177 76V78H176V76H175V79H174V77L173 76H171L170 74L171 73H169ZM184 72V73H183ZM204 72V73H203ZM215 74H214V73ZM221 73V74H219L218 75V78H217V74L218 73ZM232 72H233V74H232ZM247 72H248V74H247ZM73 73V74H72ZM84 73V74H83ZM95 73V74H94ZM98 73V74H97ZM154 73V74H153ZM176 73V74H175ZM183 73V74H182ZM187 73V74H186ZM213 73V74H212ZM226 73H229V75L227 76V74ZM236 73H237V75H236ZM241 73H243V75L241 74ZM245 73L247 74L246 76H245ZM258 73V74H257ZM61 74V75H60ZM102 74V75H101ZM104 74H106V75H104ZM141 74V75H142ZM185 74H186V76H185ZM191 74H193L192 76H191ZM211 74V75H210ZM232 74V75H231ZM256 74V75H255ZM69 75V76H68ZM74 75V76H73ZM78 75V76H77ZM95 75H97V76H95ZM160 76L158 79H160L161 78V80L164 82V84L161 82V80H158V79H156V81L158 82H155V78H157V76ZM161 75H162V77H161ZM163 75H168V77H170V78H168L167 76L165 77H163ZM207 75H210V76H208V77H215V78H208L207 77ZM214 75V76H213ZM233 76V77H235V79H233L232 80V78L233 77H231V76ZM55 76V77H56ZM59 76H61L60 78H59ZM65 76V77H64ZM80 76H83V77H86V78H88L87 80H85L86 78H81ZM204 76H206L205 78H204ZM221 76V77H220ZM225 76V77H224ZM247 76L249 77L248 79H251L250 81L248 80V79H246L247 78ZM259 76V77H258ZM62 77H64V78H62ZM69 77V78H68ZM77 77V78H76ZM149 77H151V78H149ZM173 77V81L174 80H176V81H174V83H173V81L171 82V84H173V85H170V80H171V78ZM222 77H224V78H222ZM231 77V78H230ZM240 77L241 78H244V80H246V81H249V82H247V83H250L251 81L252 82H254V86L252 85V84H248L249 85V87H250V90H248L247 91V89H249V87L247 86L245 89L246 90H240L241 92L239 93L238 91L239 90H237V87H233V85L231 84L232 82H234L236 79H240ZM246 77V78H245ZM67 80H69L68 82L66 81V79ZM71 78V79H70ZM101 78V79H100ZM153 78V79H152ZM179 78V79H178ZM218 79V81L220 82V83H217V79ZM224 79V82H223V80L222 79ZM152 79V80H151ZM166 79V80H165ZM178 79V80H177ZM210 79H211V81H213L212 83L210 82ZM227 81H226V80ZM258 79V80H257ZM48 80V79H47ZM51 80V81H52ZM62 80H65V81H62ZM71 80V81H70ZM90 80V81H89ZM101 80V81H100ZM168 80V81H167ZM190 80H192V82L190 81ZM261 80V81H260ZM74 81H75V83L77 82V84H78V86H77V84H75L74 85ZM149 81H151L152 83H149ZM154 81V82H153ZM166 81V82H165ZM199 81V82H198ZM204 81V82H203ZM222 81V82H221ZM260 83H259V82ZM72 82V83H71ZM89 84H88V83ZM93 82V83H92ZM101 82V83H100ZM197 82H198V84H197ZM216 82V83H215ZM229 82H230V84H229ZM70 83V84H69ZM85 83H86V85H85ZM95 83V84H94ZM161 83H162V85H161ZM71 84H73V85H71ZM92 84V85H91ZM104 84V85H103ZM169 84V85H168ZM201 84V85H200ZM203 84V85H202ZM216 84V85H215ZM217 84H218V86H217ZM107 85V86H106ZM159 85H160V87H159ZM179 85H180V87H179ZM213 85L216 87H218V89H220L219 91H217L218 89H217V87H216V91L218 92H216L215 91V89H213V88H215V87H213ZM220 85H222V86H220ZM227 85V86H226ZM229 85H231V88L233 89V91H232V89H230V86ZM251 85V86H250ZM256 85V86H255ZM257 85L259 86V87H257ZM83 86H85V88L83 87ZM91 88H90V87ZM96 86V87H95ZM165 86H166V89L168 90V92L169 93H166L165 92ZM172 86V87H171ZM210 86V87H209ZM261 86V87H260ZM186 87V88H185ZM220 87V88H219ZM255 87H257V88H255ZM87 88V89H86ZM90 88V89H89ZM170 88V89H169ZM212 88V89H211ZM235 88H236V90H235ZM253 88V89H252ZM259 88H261V89H259ZM150 89V90H149ZM154 89V90H153ZM209 89V90H208ZM227 89V90H226ZM256 89V90H255ZM88 90V91H87ZM92 90H94V91H92ZM152 90V91H151ZM163 90V91H162ZM189 90V91H188ZM228 90H230V91H228ZM260 90H261V92H260ZM96 91V92H95ZM107 91V92H106ZM162 92V94H161V92ZM170 91H175V94H174V92L172 93H170ZM205 91V92H204ZM243 91H245L244 93L246 94V96L244 95V93H243ZM251 91V92H250ZM253 91H255V92H253ZM90 92H92V93H90ZM213 93V95H215V96H213L212 95V93ZM220 92V93H219ZM231 92H235V93H237V95H235L234 94V96H237L236 98H234L233 99V93H231ZM257 92H260V94L258 93L257 94ZM95 93V94H94ZM98 93V94H97ZM108 93V94H107ZM179 93H180V95H179ZM251 93V94H250ZM253 93H254V95H253ZM100 94V95H99ZM103 94V95H102ZM134 94V95H135ZM145 94V95H144ZM224 94V95H223ZM227 94V95H226ZM230 94H232V95H230ZM240 94H242V95H240ZM165 95V96H164ZM192 95V96H191ZM226 95V96H225ZM240 95V96H239ZM255 95H257V97L255 96ZM259 95V96H258ZM99 96V97H98ZM115 96V97H114ZM174 96V97H173ZM190 96V97H189ZM213 96V97H212ZM220 96V99H223V100H219V98L218 97ZM224 96H225V98H224ZM241 96H243L242 98H240V100H239V98L238 97H241ZM249 96V99L247 98ZM261 96V97H260ZM82 97V98H81ZM139 97V96H138ZM164 97V98H163ZM189 97V98H188ZM223 97V98H222ZM253 97V98H252ZM92 98V99H91ZM99 98V99H98ZM151 98L154 100V101H152L151 100ZM167 98V99H166ZM171 99V101H170V99ZM175 98V99H174ZM177 98V99H176ZM187 98V99H186ZM202 98H204V99H202ZM230 99V100H227V99ZM244 98H245V100H246V102L244 103V104H246L245 105V107H244V104H243V102L245 101L244 100ZM254 98H258V99H254ZM106 99V100H105ZM116 99V102H114V100ZM182 101H181V100ZM215 99V100H214ZM217 99V100H216ZM250 99H251V101H250ZM82 100H84V102L82 101ZM98 100V101H97ZM102 102H101V101ZM147 100V101H146ZM149 100V101H148ZM166 100H168V101H166ZM173 100H175V101H173ZM197 100V101H196ZM210 102H209V101ZM212 100V101H211ZM232 100H233V102L234 103H236V104H233L232 105ZM236 100H238L237 102H235ZM248 100V101H247ZM258 100V101H257ZM89 102V104H88V102ZM103 101H104V103H103ZM145 101V102H144ZM151 101V102H150ZM163 101V102H162ZM165 101H166V103H165ZM173 101V102H172ZM191 101V102H190ZM213 101H215V102H213ZM224 101V102H223ZM228 101L230 102V103H228ZM255 101L257 102V103H259V102H261L262 103V105H261V108L259 107H257L256 105L257 104H255ZM87 102V103H86ZM96 102V103H95ZM148 102V103H147ZM153 102V103H152ZM160 102V103H159ZM200 102V103H199ZM220 104H219V103ZM222 102H223V104H222ZM226 102V103H225ZM252 102H253V104H252ZM78 103V104H77ZM95 103V104H94ZM102 103H103V105H102ZM105 103H106V105H105ZM115 103V104H114ZM163 103V104H162ZM165 103V104H164ZM190 105H188V104ZM197 103H199V104H197ZM213 103V104H212ZM214 103H216V104H214ZM238 103L239 104H241V105H243V106H241V105H238ZM247 103H249V105H254V107L252 108L251 106H248V104ZM251 103V104H250ZM77 104V105H76ZM85 104H86V106H85ZM161 104V105H160ZM201 104V105H200ZM208 104H209V106H208ZM219 104V105H218ZM76 105V106H75ZM89 105V106H88ZM96 105V106H95ZM175 105V106H174ZM178 105V106H177ZM183 105H185V106H183ZM203 106V107H200V106ZM214 105V106H213ZM218 105V106H217ZM223 105V106H222ZM236 105V106H235ZM258 105H260V103L258 104ZM83 106V107H82ZM107 106H109V107H107ZM117 107V109H116V107ZM206 108H205V107ZM228 106V107H227ZM73 107H75V108H73ZM77 107V108H76ZM95 107V108H94ZM100 107V108H99ZM119 107H120V105H119ZM152 107V108H151ZM181 107V108H180ZM188 107V108H187ZM200 107V108H199ZM219 107H223V109H222V111L221 112H219V110H221V108H219ZM234 107H235V109H234ZM247 107H248V109H247ZM250 107V108H249ZM148 108V110H146ZM153 108H155V109H153ZM170 108H174V109H170ZM178 109V111H177V109ZM201 109V110H199V109ZM203 108V109H202ZM209 108V109H208ZM216 110H215V109ZM228 110H227V109ZM229 108H230V110H232V111H230L229 110ZM232 108V109H231ZM237 108H242L241 110H243V108H244V110L246 111V109L247 110H249L250 109V111H252L251 112V114L248 112V111H246L248 114V116L246 115V117L244 116L245 115V111L243 110V112L241 111L240 112V109H238L237 110ZM84 109V110H83ZM186 109V110H185ZM255 109H257L258 111H259V109L261 110V112H262V114H261V112L259 111V112H256V111H254ZM80 110L82 111V112H80ZM87 110V111H86ZM96 110V111H95ZM124 110V109H123ZM149 110H150V112H149ZM159 110L161 111L160 113H157V112H159ZM182 110V111H181ZM199 110V111H198ZM211 110V113L209 112V111ZM226 110H227V112H226ZM238 111L239 113H241V115L242 114H244V115H239V113L238 112H233V111ZM109 113H108V112ZM148 113H147V112ZM177 111V112H176ZM185 111V112H184ZM224 111V112H223ZM230 111V112H229ZM179 112V113H178ZM184 112V113H183ZM198 114H197V113ZM245 112V113H244ZM253 112H256V113H253ZM97 113H98V115H97ZM110 113H111V115H110ZM121 113V114H120ZM175 113H177V114H175ZM196 113V114H195ZM227 113H229V114H227ZM232 113V114H231ZM238 113V114H237ZM84 114H85V116H84ZM87 114V115H86ZM149 114H150V116H151V118L152 119H150V117H149ZM156 114H157V117H156ZM227 114V115H226ZM230 114H231V116H230ZM250 114V115H249ZM255 114H258V115H260L261 114V116H259L258 117V119H257V115H256V118H253V117H255ZM119 115V116H118ZM153 115H154V117H153ZM186 115H188L189 116V118H188V116H186ZM197 115H198V119H197ZM208 115V116H207ZM178 116V117H179ZM186 116V117H185ZM200 116H202V117H200ZM244 116V117H243ZM91 117V118H90ZM112 117V118H111ZM177 117V118H178ZM200 117V118H199ZM233 117L231 118L232 120H233ZM242 117V118H241ZM106 118V119H105ZM109 118V119H108ZM147 118H149L148 120H147ZM179 118V119H180ZM101 119H104V120H102L103 122H101L100 120ZM230 119V120H231ZM244 119V120H245ZM254 119H255V122L256 123H254ZM257 119V120H256ZM108 120H111V121H108ZM152 120V121H151ZM204 122H203V121ZM207 120V121H206ZM116 121V122H115ZM151 121V122H150ZM156 121H154V123H156ZM194 121V122H193ZM199 121H201V123L199 122ZM260 121V122H259ZM262 121V122H261ZM252 122V121H251ZM200 124H201V127H200ZM194 125H195V127H194ZM203 125V126H202ZM206 125L208 126V127H206ZM254 125V126H255ZM260 125V126H259ZM198 127V128H197ZM210 127V128H209ZM201 128V129H200ZM264 125L262 126V128H261V130L264 132ZM199 129V130H198ZM205 129V130H204ZM227 129V130H226ZM224 128V130H223V133H224V135H223V137H216V135H215V140L214 141H216V142H218V146H222L223 145V143H225L226 141H229V140H232L233 139V141H237L238 140V136H237V134H240V133H237V134H234L235 132H233V133H230L229 131H231V130H229L228 128ZM209 130V131H208ZM229 130V131H228ZM191 131V132H190ZM197 131V132H196ZM229 133H228V132ZM212 132V133H211ZM219 132V131H218ZM225 136V137H224ZM237 136V139H234L235 137ZM192 137V136H191ZM227 137V138H226ZM232 137V138H231ZM224 140V141H220V140ZM87 140H88V142H87ZM90 140V141H89ZM92 140V141H91ZM219 140V141H218ZM83 141H85V143H83ZM82 142H81V145H80V147L81 148H87V146H88V148L87 149H89L90 147L92 148V147H94L95 146V144L93 143V142H95L96 143V146L94 147V148H90V150H92V151H94L96 148V150H98L99 149V151H95V153L97 154V155H100L99 157L102 159V158H104L103 160H107L108 159V162L109 161H111V162H114V164L113 165H111L110 164V162L109 163H107V165H106V169L103 167L101 170H99L98 172L100 173L99 175H98V172L96 173L97 175H96V179L98 178V180L99 181H101V182H105V183H108L111 179H109V178H111V176H112V174H114V169H116L117 167H119L121 164H119V163H122L123 162V164L122 165H124V163H126L125 161V159H124V161H123V157L122 156H124V158H126L125 157V155L123 154V149L121 148L120 149V147L118 146V145H116L117 143L116 142H112V140H100V141H94L92 138L91 139H86V140H83ZM109 143H111V144H109L108 145V142ZM13 142V144L14 145H16L17 144V146L16 147H20L21 148V146H22V148L24 147V145L23 144H21V143H19V142H16L15 140H13L12 141ZM90 142V143H89ZM103 142H105L104 144L106 145H104L103 144ZM222 142V143H221ZM16 143V144H15ZM88 143V144H87ZM112 143H114V145L112 144ZM166 143V146L165 145H163L164 147H165V151H166V149H168L166 152L164 151V152H162L161 151V153L163 154H161L160 152H158L157 153V157L156 158H158L157 159V161L155 160V155H156V152H155V154H154V151L152 150V151H150V150H148V151H146L147 149H146V147H145V149L143 148V145H141V147H142V149H143V151H144V153H145V151L146 152H148V153H143L145 156L144 157H142V159H144L145 161H147V163H145V165L146 166H148V167H151L152 165H154V162H155V165L154 166H157L158 165V163H160L161 162V160H162V162H161V164H163L164 166H166L168 163H169V167L170 168H174L175 167V170L176 171H178V173L179 174H181L183 177H186L187 176V174H189L188 173V171L190 170V174H192V176H198V184L200 185V187H201V185L203 186V184H206V185H204L203 187H201V190H203V192L204 193H201V192H196L193 188H191L190 186H188V185H186L185 183H183L181 180H180V178H182V176L179 178V177H174L173 175H170L169 176V174H164V177H162L163 176V174L162 175H160L159 177L161 178H156L155 180H159V182H155V180L153 179V181L152 180H150V181H145V182H147V184L146 183H144V188H145V190L146 191H150V192H148V193H152V191H153V193H155V194H157V195H159L160 194V192L161 193H165V194H170V192H168V193H166L167 191H171V193L172 194H174V195H167V198L169 197V196H173V198H172V201L174 200H176V199H179V197L181 196V194H182V196L180 197L181 199V201L184 199V200H186L187 198V200H186V202H188L190 205H191V201H192V204H194L195 202V204L194 205H192V208H189V210H194L193 212L194 213H188L189 214V216H190V218H187V217H189L188 216V214L185 212V211H187V209H182L181 208V210H179L178 211V213L180 212V214H177V212L175 213V216H176V214L177 215H179L181 218V220H180V222L181 223H183L184 221L183 220H185V218H183V217H186V219H192V220H194L195 218L198 220H195V223L197 224H199V225H201L202 223V220H204V221H206V219L205 218H208L207 219V221H209V219L210 218H213L212 220H210V221H213V222H218V223H216L217 225L218 224H220V225H216L211 231H214V232H210L211 234H210V239H212L211 241L212 242H214L215 243V246H213V247H211V250H213V249H215L216 248V250H213L212 252L210 251L208 254H206V258L207 257H209L210 255H214L213 256V258H212V256H210L208 259L209 260H212V259H215V258H219L220 260H222L223 262H226V264H231V262H233L234 261V259H233V256H235L234 258H235V261L236 262H238V263H236V264H240L243 260V262L241 263V264H245V262L248 264H252V262L254 263V264H256V263H258V261H259V259H260V256L256 253L258 250L260 251L261 250V248H259V247H262V246H256L254 249L253 248H251V246H247V248H244V244L242 243L241 244V246H243V247H239L238 246V244L240 243V240L241 239H239L240 237H238V236H240V234L239 235H237V233H239V231H238V229L236 228V222L239 220V217H240V219H245V215L247 216V213L249 214V212H248V210H247V205H249L250 203H252L254 200L255 201H260V202H264V175H263V173L262 172H264V164H262L263 163V160H264V153H262V155L261 156H259L261 153H260V151L258 150V147L256 148V147H252L251 148V150H248V151H246V153H239V152H236V154L235 153H232L233 155L235 154L236 156L239 154V155H244V154H246V155H244V157H248V156H250V157H248L247 158V160H246V158L244 159V157L243 156H239L240 157V161L242 162V163H240V165H239V162L240 161H238V158L236 157L235 159H231V158H234V156H231L232 154L231 153H229V155L231 156H229L228 155V157L226 156V157H224V158H222V156H216V152H217V150L218 149H220L219 147H217V146H213L212 144H209V143H206V142H200V143H202V144H200L199 142H196L195 144H191V143H186V144H180V145H178L177 144V146H176V143L174 144V145H172L173 143H171L170 144V142H164V144ZM168 143V144H167ZM205 145H204V144ZM19 144V145H18ZM92 144H94L93 146H92ZM97 145H101L100 147L98 146L97 147ZM108 145V146H107ZM110 145H113V146H110ZM186 146V147H188L189 146V148L188 149H190V150H188V149H186V147H183V146ZM191 145H193L194 147H195V145L198 147V149H197V147L196 148H194L193 146H191ZM204 145V146H203ZM207 145V147H208V150H207V147H205ZM209 145V146H208ZM79 146V145H78ZM110 146V147H109ZM145 146V145H144ZM172 146V147H171ZM174 146V147H173ZM112 147V148H111ZM114 147H116V148H114ZM117 147H119V148H117ZM169 147V148H168ZM171 147V148H170ZM176 147V148H175ZM179 147V148H178ZM79 148V147H78ZM105 148V149H104ZM114 148V149H113ZM150 148V147H149ZM148 148V149H149ZM209 148H210V150H214V151H216V152H210L209 151ZM103 149V150H102ZM108 149H110V152H109V150ZM113 149V151H111ZM117 149V150H116ZM151 149V148H150ZM171 149V150H170ZM176 149V150H175ZM179 151H178V150ZM181 149V150H180ZM195 149V150H194ZM183 150V151H182ZM188 150V151H187ZM193 150V151H192ZM196 150H198V151H196ZM119 151V152H118ZM173 153H172V152ZM175 151V152H174ZM198 154L199 153V151H200V153L198 154V155H200L199 156V158H197L198 156H197V154L195 153V152ZM202 151V152H201ZM114 152H115V154H114ZM118 152V153H117ZM153 152V153H152ZM171 152V153H170ZM178 152V154H176ZM179 152H180V154H179ZM182 152H184V154L182 153ZM188 152V153H187ZM190 152V153H189ZM252 154H251V153ZM150 153H152V154H154V155H149ZM168 153V154H167ZM192 153V154H191ZM195 153V154H194ZM202 153V154H201ZM238 153V154H237ZM249 153V154H248ZM254 153H256V154H254ZM109 154V155H108ZM111 154H112V156H111ZM121 154V156H119ZM148 154V155H147ZM159 154V155H158ZM172 154V155H171ZM102 155V156H101ZM160 155H161V157H163V158H161L160 157ZM175 155V156H174ZM177 155H179V157H177ZM192 155H193V157H192ZM196 156V158H195V156ZM254 157H253V156ZM104 156H106V157H104ZM120 157V158H117V157ZM149 156V157H148ZM151 156V157H150ZM159 156V157H158ZM165 156V157H164ZM192 157V159H191V157ZM209 157V161H212V162H210L211 163V166H210V164H209V161L207 160V158ZM122 157V158H121ZM154 157V158H153ZM174 157V158H173ZM188 157H190V158H188ZM203 157V158H202ZM207 157V158H206ZM106 158V159H105ZM112 158V159H111ZM161 158V159H160ZM205 158V159H204ZM229 159L230 158V163L229 164H227V166H226V164H225V167L227 168V169H231V171L230 170H226V172H225V174L224 173H222V166L224 167V164L222 163V161H224V160H226V159ZM242 158H243V161H242ZM255 158V159H254ZM256 158H258V159H260L262 162L261 163H259V160H257ZM73 158H71V160H72ZM110 159V160H109ZM114 159V160H113ZM141 159V160H142ZM149 161H148V160ZM170 159H172V160H170ZM182 159V160H181ZM202 159H204V161H201ZM251 159H253V161H254V169H255V171L253 172V170L254 169H251V171H250V169L248 168V167H250V166H248V164H250L251 166H252V164H253V162L251 161ZM122 160V161H121ZM153 160V162H151V161ZM165 160L167 161L166 163H165ZM179 160H181V161H183V160H185L183 163L184 164H182V162L180 163L179 162ZM195 160H199V161H201V162H203V164H201L200 166L198 165V164H195L194 162H195ZM208 161V164H207V162L206 161ZM220 161L221 162V164H220V162L218 163V161ZM233 160H235V162H237L238 161V164L236 163H234V161ZM256 160H257V162H256ZM117 161V162H116ZM143 161V160H142ZM164 161V162H163ZM174 163H173V162ZM191 161V162H190ZM192 161H193V164L190 166V167H192V168H194V170L192 169V168H189V164L188 163H192ZM196 161V162H197ZM217 161V162H216ZM249 161V162H251V163H247V162ZM38 162V163H37ZM73 162V163H72ZM76 162V160L74 159V160H72V161H70V165H69V167L71 166V165H74V164H76L77 165V163H75ZM119 162V163H118ZM171 162V163H170ZM179 162V164H177V163ZM188 162V163H187ZM205 162V163H204ZM215 162V163H214ZM232 162V163H231ZM247 163V166H242V164L243 163ZM34 165H33V164ZM40 162L37 160V159H33L32 160V162L30 163V165H32L33 167H34V169H37V167L39 168V167H41V163H40V165H38ZM153 163V164H152ZM176 163V164H175ZM197 163H199V162H197ZM244 163V165H246ZM257 163H259V164H257ZM35 164L37 165V166H35ZM110 164V165H109ZM151 164V165H150ZM170 164H171V166H170ZM184 165L183 167H182V165ZM188 164V165H187ZM200 164V163H199ZM216 164V169L215 170H217V168H220V170H218V171H220V173L218 174V175H215V173L217 174L218 172H215V170L214 171H211L212 169H214L215 168V165ZM150 165V166H149ZM174 165V166H173ZM188 166V169H187V171H185L186 170V167ZM203 165V166H202ZM205 165H208L209 167H210V169L208 168V166L206 167ZM221 165V166H220ZM234 167L235 165H237V166H235L234 168V170H232L233 168H232V166ZM259 165H261L260 167H259ZM110 166V167H109ZM115 166V167H114ZM117 166V167H116ZM168 166H166V168H169ZM176 166H177V168H179V167H181L182 169H177L176 168ZM197 166V167H196ZM204 166L208 169V172L209 171H211V172H209L208 174H210V175H208L207 174V170H206V168H204ZM218 166V167H217ZM220 166V167H219ZM229 166V167H228ZM239 166V168L241 169V167H242V169H241V171H239L240 169H238L237 167ZM185 167V168H184ZM200 167H201V169H202V171H200L201 169H200ZM214 167V168H213ZM244 167H245V169L247 168V170H245L244 169ZM253 167V166H252ZM257 167H259V168H257ZM199 168V169H198ZM206 170V172H204L205 170ZM105 169V170H104ZM184 169V172L182 171ZM198 169V170H197ZM237 169H238V172H240L241 174H243V175H239L240 173H238L237 172ZM258 169V170H257ZM262 171H261V170ZM261 172H260V171ZM180 171V172H179ZM182 171V172H181ZM200 171V172H199ZM246 171V172H245ZM250 171V173H252L253 172V175L251 174V176L253 177H251L252 178V182H251V178H249L250 177V173H248ZM103 172V173H102ZM105 172V173H104ZM185 172H187V173H185ZM197 172H199V174L197 173ZM201 172H204V173H201ZM213 172H214V174H213ZM228 172V173H227ZM230 172V173H229ZM243 172H245V173H243ZM109 174V176H108V174ZM112 173V174H111ZM166 173H168V172H166ZM196 173V174H195ZM207 174V175H201V174ZM256 173H258L257 175H256ZM262 175H261V174ZM102 174V175H101ZM104 174V175H103ZM111 174V175H110ZM222 174V175H221ZM233 174V175H232ZM247 174H248V176H247ZM105 175H107V176H105ZM215 175V176H214ZM224 175V176H223ZM256 175V179H255V176ZM261 177H260V176ZM100 176H102V179L100 180ZM165 176H166V179H165ZM205 176V177H204ZM207 176H209V177H207ZM212 176V177H211ZM217 176V177H216ZM227 178H226V177ZM239 177V178H237L238 180L236 181L237 182V184H239V186L240 185H242L241 187H239L238 185V187H236L235 188V186H233L232 187V183H231V180L233 179V177ZM240 176H242L241 178H240ZM104 177V178H103ZM172 177H173V179H174V181H173V179H172ZM207 177V178H206ZM224 178V180L226 181V183H225V181H223V179H220V178ZM258 177H259V180L261 179L262 181H255V182H253L254 180H258ZM179 178V179H178ZM200 178L202 179V180H200ZM209 178V179H208ZM228 178H230V180H228ZM232 178V179H231ZM242 178H244L243 180H242ZM104 179V180H103ZM106 179V180H105ZM170 179V180H169ZM249 179H250V182H249ZM161 180H162V182H161ZM164 180H167L166 182H167V184H168V188H169V190H162L161 191V189H162V184H163V182H165ZM172 180V181H171ZM204 180V181H203ZM209 180V181H208ZM240 180V181H239ZM245 180H246V182L249 184H246V182H245ZM152 181V182H151ZM203 181V184L201 183ZM211 181V182H210ZM239 181V182H238ZM161 182V185L159 184ZM170 184H169V183ZM206 182H208V183H206ZM212 182H214L213 184H211ZM226 184H224V183ZM240 182H241V184H240ZM243 182H245V183H243ZM258 182V183H257ZM261 182H262V185H260L261 184ZM148 183H151L150 185L148 184ZM174 183H176V185L174 184ZM210 183V184H209ZM253 183V184H252ZM256 183V184H255ZM91 183H89L88 185H87V187H86V197H85V204H83L82 206L84 207V209H86V207L88 206V208H90V209H92V210H90V209H86V210H90V211H93L94 209H99V208H112V206H110V204H114V203H116V204H118V202H119V204H120V201H121V199L122 200H125L124 202H126L125 204H124V202L123 201H121V205H122V207H123V209L121 208V209H119L120 210V213L122 214L121 216L120 215H118L117 217L119 218L120 217V219H118L117 217H116V220L117 221H121L120 223H122V225L124 226L125 225V223L126 224H129V225H125L126 227L128 226L129 228H132V227H130V226H139V225H142V223L143 224H147L148 223V226L150 227L151 225H152V228H154V229H152V228H150V231L151 232H149V234H155V235H153L152 237H151V235L150 236H148L147 235V239L148 240H152L153 241V239L154 238H156V241H161V239H162V245H160V242L158 243V242H155V240H154V242H152L151 241V243H150V249L152 250V248L153 249H155V250H159V247H161V248H163V250L164 249H166L165 248V246L167 247V245L166 244H168L166 241H169L170 240V236H171V238H172V242H171V240L169 241V243L171 244H168L169 246H171V247H169V248H173L174 249V247H175V249L176 250H174V252H173V254L174 253H178L177 254V256L179 257L181 254L183 255L182 256V258L183 259H185V258H187L188 257V255H190V256H192L193 255V253L192 254H190L191 252L188 250V248L185 246V245H182V247H180L181 245H180V243H182L183 241H181L180 239H178V237L176 238L175 236H174V233L175 234H177L176 232L177 231H175L174 229H175V227H174V225H173V227H172V225L170 226L168 223H165V221L163 222V220L161 221L160 220V217L159 216H157V218L155 217V219L153 220V221H151L152 220V217H148V215H150L151 213H148L147 211H145V207H141V208H144V209H141L140 208V203H139V200L137 199V198H134V197H137V194L134 196V195H131V194H135V192H134V190H132V189H128V188H125V190H124V188H122V190L124 191V193H123V191L122 192H120L121 190H119V191H117V193L116 194H112V195H108V196H110V197H112V198H109L108 196H106L105 195V197H104V195L101 193V191L100 190H98L99 192H96V190L97 189H95V187H93L92 185H90ZM183 184L185 185V186H183ZM216 184V185H215ZM220 184V185H219ZM236 184V183H235ZM85 185V186H86ZM154 185V186H153ZM170 185L173 187H170ZM223 185V186H222ZM243 185H247V186H243ZM148 186V187H147ZM158 186H160V187H158ZM206 186V187H205ZM208 186V187H207ZM149 187H151V188H149ZM152 187H154L155 189L158 187V191H154V188H152ZM178 188L177 190L175 189V188ZM205 187V188H204ZM85 188V187H84ZM167 188V189H168ZM182 188V189H181ZM216 188V189H215ZM231 188H233L232 190H230ZM236 190H238V188H239V190L238 191H236L237 192V194L235 195L233 192H235V189ZM247 188V189H246ZM252 188V190H250ZM253 188H255L254 190H253ZM94 189V190H93ZM127 189V190H126ZM148 189H151V190H148ZM183 189H185V191L187 192V191H191V193L189 192H185L186 194L184 195V191H183ZM205 189H206V192H205ZM212 189V190H211ZM218 189H219V191H218ZM222 189V190H221ZM242 189V190H241ZM181 190H182V193H181ZM228 190L232 193H230V192H228ZM259 191V193H261V191H262V193L261 194H259V197L261 198L262 196V199H260L259 197H258V192L257 193H255L254 194V192L255 191ZM177 191V192H176ZM179 191V192H178ZM214 191V192H213ZM215 191L216 192H218V193H216V194H218L217 196H216V194H215ZM233 191V192H232ZM244 191V192H243ZM253 191V192H252ZM87 192L89 193V194H87ZM125 192H126V194H125ZM129 192V193H128ZM248 192H251L252 194H253V196H251L252 194L250 193V196H249V194L247 195L246 193H248ZM137 193V192H136ZM179 193H181V194H179ZM206 193H207V197H206ZM209 193V194H208ZM212 193V194H211ZM230 193V194H229ZM103 196H102V195ZM119 194H121V197H120V195ZM125 194V195H124ZM177 194H179L178 196H177ZM190 194H192V195H190ZM199 194L202 196H199ZM203 194H204V196H205V198L203 197ZM234 194V195H233ZM117 195L118 196V198H117V196L115 197V196ZM123 195V196H122ZM194 195L195 196H197L198 198L200 197L201 198V200L204 202H202V204H201V200L199 199H197L196 201H195V199L197 198V197H195V199L193 200V198H194ZM209 195V196H208ZM211 195V196H210ZM234 196V197H232V196ZM255 195H256V197H255ZM262 195V196H261ZM178 197V198H176V197ZM186 196V197H185ZM188 196V197H187ZM192 196V197H191ZM216 196V197H215ZM219 196V197H218ZM90 197V198H89ZM120 197V198H119ZM161 197H163V196H160V198ZM171 197H169V199H171ZM239 197H240V199H239ZM243 197V198H242ZM248 197H249V199H248ZM252 197H255V199H253ZM258 197V198H257ZM106 198H109V200L108 199H106ZM124 198V199H123ZM134 198V199H133ZM176 198V199H175ZM209 198H211V199H209ZM227 198V201L226 200H224V199H226ZM228 198H230V200L228 199ZM251 198L253 199V200H251ZM118 201H117V200ZM218 199H220L219 201V203H218V200H217V202H216V200ZM22 200V201H21ZM133 200V201H132ZM183 200V201H184ZM215 200V201H214ZM235 200V201H234ZM246 202H245V201ZM262 200V201H261ZM14 201V202H13ZM21 201V202H20ZM94 201V202H93ZM96 201H100L99 203L98 202H96ZM116 201V202H115ZM177 201V200H176ZM199 201V202H198ZM207 201V202H206ZM225 201V202H224ZM230 203H229V202ZM233 201V202H232ZM252 201V202H251ZM11 202H13V203H15V205H18L19 206V208H23V205H24V203H23V199L19 196V195H12V197H11ZM11 202H10V204H11ZM102 202V203H101ZM185 202V203H186ZM224 202V203H223ZM247 203L246 205L245 204H242V203ZM96 203H98V204H96ZM139 203V204H138ZM188 203H186V204H188ZM209 205H208V204ZM88 204V205H87ZM132 204V205H131ZM140 205V206H138V205ZM200 205V207L199 206H196V205ZM240 204V205H239ZM14 205V204H13ZM73 205H74V203L73 202H66V203H64L63 205H62V208H61V210H60V212H59V215L61 216V217H59L58 216V214H54L53 213V215H52V213H49L48 215H50V218H48L49 220L50 219H53V221L52 220H50V224H52L54 221H55V219H56V221L53 223V225L55 224V226L53 227L52 225H50V228H57L56 230H55V233H54V230L52 229H50L49 231H46L45 232V234H47L48 233V235H47V237H46V240H48L49 241V243L51 242L52 243V248H54L53 249V251H54V255L52 254V255H50L51 257H57L58 256V254H60V255H63V256H66V255H70L69 253H74V251H73V249L72 248H74L76 251H75V253L77 252V254H78V252H80L79 253V255H76V256H78V258H80L81 256V260H82V258H83V260L82 261H86V262H89V263H91V264H97L98 262L96 261L97 259L99 260V263H101V264H112V262L113 261H116V262H113V264L115 263V264H119L118 262H120L121 264H127L128 262H130V264L131 263H134L135 262V260H136V262L134 263V264H136V263H138V264H162L163 263V261H164V264L166 263V261L165 260H161L160 258H158L155 254V257H153L152 256V254H147V253H144V254H142V255H138V258H137V251L136 250H133L131 247H125V245L122 243L121 244V241H115V240H113L112 238H110L108 241H106V242H102V241H93L92 240V236L90 235V234H88L86 231H85V229H86V226H87V224H86V222H84V220L80 217V211L81 210H79V206H78V209H77V207L76 206H74L73 207ZM102 205H104V206H102ZM126 205L127 206H129V205H131V206H129V207H126ZM204 205V206H203ZM219 205H221L220 207H219ZM233 205H235V208H234V206ZM238 205V206H237ZM90 206V207H89ZM91 206H92V208H91ZM97 206V207H96ZM194 206L196 207V208H194ZM225 206V207H224ZM232 206V207H231ZM132 207V208H131ZM204 207V208H203ZM210 207V208H209ZM214 207V208H213ZM223 209H222V208ZM238 207V208H237ZM242 207V208H241ZM21 208V209H22ZM73 208V209H72ZM94 208V209H93ZM138 208V209H137ZM199 208H201V209H199ZM25 209V208H24ZM24 209H22V210H24ZM65 209V212L63 211V210ZM66 209H68L70 212H68V210H66ZM140 209V210H139ZM165 209V208H164ZM196 209V210H195ZM212 209H214L215 211H213ZM237 209H239V210H237ZM26 211L28 210V208L27 209H25ZM24 210V211H25ZM32 210V209H31ZM30 210V211H31ZM121 210H123V211H121ZM139 212H137V211ZM143 210L146 212V217H145V213L143 212ZM183 210V211H182ZM202 210L205 212V216L203 217L202 215H204V212L202 213ZM211 210V211H210ZM226 210H228V211H226ZM235 210H237L238 212H239V214H238V212L236 213L235 212ZM67 211V212H66ZM75 211V212H74ZM95 211V210H94ZM219 211V212H218ZM231 211V213H229ZM233 211V212H232ZM244 211V212H243ZM247 211V212H246ZM27 212H29V211H27ZM32 212H35V210L34 211H32ZM37 212H39V211H37ZM63 212V213H62ZM124 212V213H123ZM128 212V214L126 215V213ZM144 213V214H141V213ZM189 212V211H188ZM191 212V211H190ZM199 213V215H200V213H202L200 216L198 215L197 216V214ZM213 212V213H212ZM227 212V213H226ZM236 213V216H235V213ZM65 213V214H64ZM71 213V214H70ZM131 213V214H130ZM147 213H148V215H147ZM174 213H171V216L174 218L175 216L173 215ZM184 213H186V215H183ZM209 215H208V214ZM221 213V214H220ZM223 213V214H222ZM225 213V214H224ZM233 213V214H232ZM31 213H29L28 215H30ZM33 214V213H32ZM35 215L37 214V213H34ZM34 214H33V216H34ZM138 214V215H137ZM140 214V215H139ZM153 214V213H152ZM194 214V215H193ZM235 216L234 218H232L231 216ZM238 214V215H237ZM240 214H241V216H240ZM47 215V216H48ZM54 215H55V217H54ZM66 215V216H65ZM123 215H125V216H123ZM207 215V216H206ZM216 215H217V217H216ZM227 215V216H226ZM58 216V217H57ZM68 216V217H67ZM151 216V215H150ZM179 216H178V218H176L177 219V221H179L178 219H179ZM191 216H193L194 217V219H193V217H191ZM214 216V217H213ZM222 216V217H221ZM229 216L231 217V218H229ZM237 216H239L238 217V220H237ZM63 217V218H62ZM72 219H71V218ZM202 218V220H200L201 218ZM220 217V218H219ZM224 217H226V221L228 220V218L230 219V221H225V218ZM55 218V219H54ZM69 218V219H68ZM76 218V219H75ZM124 218V219H123ZM129 218H131V219H129ZM147 218V219H146ZM149 218V219H148ZM214 218L216 219H218V221H216V220H214ZM222 218V219H221ZM236 218V219H235ZM61 219H62V221H61ZM80 219V220H79ZM128 219V220H127ZM146 219V220H145ZM221 219V220H220ZM234 219H235V221H234ZM68 221V223L70 224H66L67 223V221ZM140 220V221H139ZM142 220L144 221V222H142ZM148 220V221H147ZM151 222H153V223H151ZM156 220V221H155ZM160 220V221H159ZM223 220V221H222ZM264 220V219H263ZM262 220V230L264 231V221ZM71 221V222H70ZM81 222V224L80 223H78V222ZM134 221H135V224H134ZM154 221L155 222H158V223H156V224H154ZM174 221H176L175 219H174ZM183 221V222H182ZM221 221V222H220ZM232 221H233V223H232ZM84 222V223H83ZM128 222V223H127ZM150 222V223H149ZM165 225V226H167V224L169 225V226H167V228H169L170 227V229L171 230H173L172 232H174L173 234H172V232H171V230L170 229H168V230H170V231H168L167 229H166V227H165V231H168L166 234L163 232V235H165L164 236V238L166 237V239H164V238H162L161 237V235H162V231L164 230V227H163V224ZM180 222H176V224H179ZM235 222V223H234ZM140 223V224H139ZM162 225H161V224ZM63 224V226H61ZM132 224V225H131ZM139 224V225H138ZM154 224V225H153ZM158 224V225H157ZM197 224V225H198ZM234 224V225H233ZM58 225V226H57ZM72 225V226H71ZM79 225H80V227H79ZM159 225H161L162 226V228H161V226H160V228L159 227H155V226H159ZM234 227H233V226ZM66 226H69V227H66ZM83 226H84V229H82L83 228ZM221 226V227H220ZM223 226V227H222ZM63 227V228H62ZM219 227V228H218ZM231 227H233L235 230H237L238 232H236L233 228H231ZM69 228V229H68ZM159 228V230H157ZM174 228V229H173ZM216 228V229H215ZM155 229H156V231H155ZM177 229V228H176ZM215 229V230H214ZM219 229V230H218ZM231 231H230V230ZM57 230H58V234H57ZM61 230H62V232H61ZM225 230H226V232L228 231L229 233H231V234H228V233H226L225 232ZM233 230V231H232ZM219 231H220V233H219ZM236 233H235V232ZM155 232H157V233H155ZM171 234H170V233ZM216 232H218V234H219V236H218V234H216ZM233 232V233H232ZM161 235H160V234ZM169 233V234H168ZM234 233H235V235H234ZM156 234H159L160 235V237H159V235H156ZM169 236H168V235ZM50 235V238L48 237ZM51 235H52V237H51ZM212 235H213V237H212ZM236 237V239H238V240H232L233 238L235 239V237ZM237 235V236H236ZM155 236H157V237H155ZM221 236V237H220ZM223 236V237H222ZM227 236V237H226ZM230 236V237H229ZM55 237V238H54ZM177 239V241H175V238ZM231 237H233V238H231ZM153 238V239H152ZM215 238H216V240H215ZM219 238H220V240H219ZM223 238V239H222ZM166 240V241H164V240ZM192 239H195V237H191V240ZM218 240V243L219 244H217V241ZM222 240V241H221ZM226 240V241H225ZM92 241V242H91ZM180 241V242H179ZM187 241V242H186ZM193 241V240H192ZM192 241H190V239L189 240H184V244H186L187 245V243H191ZM231 241V242H230ZM238 241V242H237ZM113 242H116V246L114 245L115 243H113ZM163 242L165 243V244H163ZM175 244H174V243ZM179 242V243H178ZM222 242H224V244H228L229 242L231 243V246H234L233 248L236 250V247L235 246H237L238 247V253H236L237 251H235V252H228L229 253V255H227L226 256V254H228V253H226L224 256L222 255V254H219L220 252H219V250H218V248L220 247V245L221 244H223ZM50 243V244H51ZM55 243H59V244H61V245H56ZM91 243V244H90ZM158 243V244H157ZM180 245H178V244ZM237 243V245H234V244H236ZM72 244V245H71ZM87 244V245H86ZM109 244V245H108ZM172 244H174V245H172ZM178 246H177V245ZM216 244H217V246H216ZM233 244V245H232ZM98 245V246H97ZM105 245H107V248L106 247H104ZM121 245H122V247H121ZM152 245V246H151ZM56 246H58V247H56ZM61 246V249H60V251H62V252H60L59 251V247ZM68 246V247H67ZM69 246H71V247H69ZM115 246V248H113ZM120 246V247H119ZM155 246V247H154ZM219 246V247H218ZM104 247V248H103ZM168 247H167V249H168ZM248 247H249V249H251V251H248L249 249H248ZM68 248V249H67ZM71 248V249H70ZM103 248V249H102ZM126 248H127V250H126ZM187 248V249H186ZM213 248V249H212ZM242 250H241V249ZM105 249H106V251H105ZM112 249V250H111ZM173 249L172 250H170V252H171V254H172V251H173ZM177 249H179L181 252V254L179 253V252H177ZM246 249V250H245ZM262 249H264V247H262ZM110 251V253H109V251ZM116 250V251H115ZM178 250V251H179ZM254 250V251H253ZM69 251V252H68ZM112 251V252H111ZM132 251V252H131ZM133 251H134V253H136V254H134L133 253ZM159 251H161V249L159 250ZM159 251H156V252H158L159 253ZM176 251V252H175ZM182 251H184V254H183V252ZM219 254V256L218 257H216L218 254H216V252ZM251 252V253H248L249 254V258L247 257L248 256V254H244V255H242L241 256V254H243V253H245V252ZM259 251H258V253H259ZM83 252H84V254H83ZM162 252V251H161ZM160 252V253H161ZM186 252V253H185ZM190 252V253H189ZM241 252H243V253H241ZM86 253H90L89 255L88 254H86ZM106 253L108 254V255H106ZM130 253H131V256H130ZM212 253H214V254H212ZM233 253H234V255H233ZM65 254V255H64ZM113 254H115V256L117 255H119V254H121V255H119L121 258L123 257V259H122V261H119V259H121L119 256V259H118V257L116 258V257H114V255ZM157 254V253H156ZM170 254V255H171ZM180 254V255H179ZM232 256H231V255ZM237 254H238V256H237ZM251 254V255H250ZM57 255V256H56ZM85 255V256H84ZM87 255V256H86ZM106 255V256H105ZM122 255H125V256H122ZM129 255V256H128ZM132 255H134V256H132ZM149 255H151V256H149ZM175 255V254H174ZM184 255L186 256L187 255V257H184ZM253 255H254V257H253ZM258 255V256H257ZM50 256H49V258H48V260L50 259ZM94 258H93V257ZM142 256V257H141ZM173 256V255H172ZM221 256H223V257H221ZM229 256H231V257H229ZM246 256V257H245ZM84 257H89V258H87V260L84 258ZM110 257H111V259H110ZM130 257H131V259H130ZM151 257V258H150ZM174 257V256H173ZM244 259H243V258ZM91 258V259H90ZM93 258V259H92ZM97 258V259H96ZM114 260H113V259ZM133 258H135V260L133 259ZM141 258H143V259H145V260H140ZM149 258V259H148ZM153 258V259H152ZM181 258V257H180ZM227 258V259H226ZM232 260H230V259ZM239 258V259H238ZM248 258V259H247ZM53 259V258H52ZM52 259H50V261L52 260ZM92 260V262L90 261V260ZM95 259V260H94ZM109 261H107V260ZM110 259V260H109ZM125 259V260H124ZM130 259V260H129ZM154 259H155V262H153L154 261ZM224 259H226V260H224ZM236 259H238V260H240V262L238 261V260H236ZM245 259H247V260H245ZM251 259V260H250ZM111 260H113L112 262H110ZM129 260V261H128ZM132 260V261H131ZM150 260V261H149ZM162 261V263H159V262H161ZM220 260H219V264H220ZM230 262H229V261ZM95 261V262H94ZM145 261V262H144ZM221 261V262H222ZM127 262V263H126ZM144 262V263H143ZM149 262V263H148ZM222 262V264H225V263H223ZM229 262V263H228ZM167 264V263H166ZM233 264H234V262H233Z\"/></svg>",
	"mask_w": 264,
	"mask_h": 264
},
{
	"label": "snow or ice",
	"instance_id": "6c2138e0",
	"mask_svg": "<svg viewBox=\"0 0 264 264\" xmlns=\"http://www.w3.org/2000/svg\"><path fill=\"white\" fill-rule=\"evenodd\" d=\"M135 6L137 8H142L144 7L143 0H136ZM104 7L112 9L110 15L112 17V25L113 28H116L119 24L120 21V16L126 14V9H127V3L121 4L119 7L116 5L112 4L111 0H106V3ZM154 8L159 7V5L154 4ZM157 13H153V18L155 19ZM15 35L14 32H9L7 34V39L11 43L12 38ZM230 47H235L239 48L240 45L236 42H233ZM18 60H22L25 65L28 67L34 66L35 58L32 57L28 53H24L23 55H17ZM67 136L71 137L75 135V132L69 131L66 133ZM47 195V194H46ZM4 239H7L10 241L13 246L18 250L22 251L24 253H31L33 256V260H35V255H36V249L32 246L31 242H26L23 246V248H20V241L16 239L15 234L12 232H9ZM0 264H16V258L13 256V254L7 250L5 247H0Z\"/></svg>",
	"mask_w": 264,
	"mask_h": 264
}]
</instances>
